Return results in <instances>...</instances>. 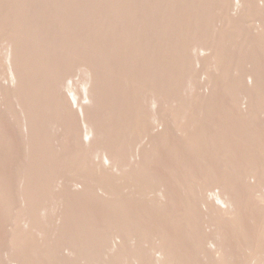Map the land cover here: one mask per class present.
<instances>
[{
  "label": "rangeland",
  "instance_id": "1",
  "mask_svg": "<svg viewBox=\"0 0 264 264\" xmlns=\"http://www.w3.org/2000/svg\"><path fill=\"white\" fill-rule=\"evenodd\" d=\"M222 1H223V3H222ZM232 1L234 3V6H235L234 8L232 7L233 6ZM212 2L213 3L215 2V3L213 4ZM236 2L237 1H235V0H203V1L202 0H172V1L171 0H0V18H1L0 21H2V22H0V54H1L0 55L1 56L0 57V64L2 65V66L0 65V75H1L0 76V124H1L0 125V132L2 131L0 133V158H1L0 159V162H1L0 163V171H1L0 172V174H1L0 175V186L3 184V186H2L3 188L0 187L1 188L0 189V195L1 194L3 195V197H2V195L0 196L1 197L0 206L3 207V208L0 207V239L2 240V241L0 240V264H5V263L9 264L10 262H11L10 264H14L16 261H17V263H15V264H23V263L35 264L36 262H38V264L39 263L40 264H49V263L50 264H58V263L59 264H92V262H93V264H100V263H102V264H109V263L115 264L113 262L114 261L116 262V260H117L116 264H137V263L138 264H148V263L149 264H158V262L159 263L161 262V264H173L174 261H177V263H174V264H188L187 260H189V259H190L189 260L190 264L191 263H194V264H208V263L209 264H216V262L218 264H221V263L222 264H244L245 258L247 257V253L249 251H251L253 249V247L256 246V243L260 247L264 244V235H263L264 230H262L264 228V222L260 219L263 217L258 218V216H264V214H263L264 213L263 212L264 211V204H261L262 200L260 201V198L262 197V195H264L263 194L264 191H262V187H261L262 185L264 186V163H263L264 162V160H263V157H264V122H263L264 121V101H263L264 95L263 94H264V92H261V91H264V89H262V88H264V80H262V79H264V75H263L264 74V66H263L264 65V50H262V49H264V18H262V17H264V15H263L264 14L263 13L264 12V8H263L264 2H263V0H242L241 2H240V0H238V2H237L238 4H235ZM259 2H260V4H259ZM169 3H170V5H169ZM253 3H255V4H253ZM254 5H255V7H254ZM21 6H23L22 9H21ZM252 6L254 9L252 8ZM44 7H45V9H44ZM124 7H126V8H124ZM209 7H211V8H209ZM12 9H14V10H12ZM17 9H19V10L17 11ZM157 9H158V11H157ZM241 9H243L244 11ZM252 9H253V11H252ZM261 9H262V11H261ZM77 10L78 11L80 10V11L78 12ZM213 10L215 11V13ZM33 11H34V13H33ZM126 11H128V12H126ZM232 11H233V13H232ZM9 12H10V15H9ZM172 12H174V13H172ZM196 12H197V14H196ZM259 12H260V14H259ZM218 13H221V14H218ZM234 13L236 15H234ZM19 14H21V15H19ZM23 14L26 16H23ZM201 15H203V16H201ZM83 16H85V17H83ZM228 16H230L232 18V19H230L231 21H229L230 17H228ZM251 17H252V19H250ZM10 18H11V20H10ZM57 18H59V19H57ZM56 19H57V21H56ZM167 19H169V20H167ZM217 19L219 21H217ZM19 20L20 21L26 20L25 22L27 24L25 22H20ZM14 21H16V23ZM227 21H229V23ZM9 22H11V23H9ZM51 22H53V23H51ZM204 22H206V23H204ZM241 22H243V23H241ZM252 22H254V24ZM257 22H258V24H257ZM217 23H219V24H217ZM227 23H228V25H227ZM215 24H216V26H215ZM251 24L256 25V26H253ZM211 25H212V28H211ZM24 27H26V28H24ZM233 27L235 28L236 32H235ZM35 29H36V31H35ZM189 29H190V31H189ZM213 29H214V31H213ZM221 29H222V31H221ZM8 30H10V31H8ZM60 30H61V32H60ZM12 31L14 32V34H16L15 36L11 35V34H13ZM21 31L23 32L22 35H21V33H22ZM29 31H30V33H29ZM252 31H254V33ZM2 33L3 34L5 33V34L3 35ZM255 33H256V35H255ZM226 34H227V36H226ZM234 34H235V36H234ZM258 34L259 35L261 34L263 36L261 37V35L259 36ZM236 36H238V37H236ZM198 37L201 39H199ZM212 37H213V39H212ZM115 38H116V40H115ZM206 38L209 40L207 41ZM215 38H217L216 39L217 42H216V40H214ZM249 38H250V40H249ZM17 39H19V41ZM30 40L31 41L33 40V41L31 42ZM220 40L221 41L224 40V41L221 42ZM230 40H233V41L230 42ZM22 41H23V43H22ZM29 42L31 43V45ZM45 42H46V44H45ZM248 42H250V46H249ZM14 43H17V44H14ZM18 43H19V45H18ZM221 43H223V44L221 45ZM246 43L248 44V46ZM28 44L30 47L28 46ZM258 44L260 46H258ZM5 45H6V47H4ZM220 45H221V47H220ZM200 46L202 47V49H200L201 48ZM206 46L208 49L206 48ZM212 46H214V47L211 48ZM25 47H26V49H25ZM239 48L241 51L238 50ZM253 48H255V49H253ZM219 49H220V54H219ZM224 49H226L227 51ZM228 50H229V52H228ZM236 50H237V52H236ZM9 51H11V52H9ZM221 52H223V53H221ZM231 52L233 53V55ZM241 52H243V53H241ZM210 53H211V55H209ZM217 53H218V55H215ZM225 54H227V55H225ZM7 55L9 57L8 58L9 60L6 58ZM221 55H222V57H221ZM260 55H261V57H260ZM229 57H231V58H229ZM240 57H242L244 62ZM250 57H252V58H250ZM213 58L217 59V60H213ZM66 59H67V61H66ZM249 59H251V60H249ZM7 60H8V62H7ZM241 60H242V62H241ZM221 61H223V62H221ZM15 63H16V65H15ZM203 63H205V64H203ZM257 63L259 66L257 65ZM5 64H7V65H5ZM154 64L156 67L154 66ZM212 64L214 66L215 65L216 66L218 65V66L214 67ZM8 65H10V66L8 67ZM197 65H199V66H197ZM222 65H224L223 67L224 68L226 67V68L224 69L222 67ZM243 65L244 66L246 65V66L244 67ZM207 66H209V67H207ZM148 67H149V69H148ZM203 67H205L206 69ZM251 68H252L254 74L251 71ZM9 69H11L13 71V72L10 71L11 74H10V72H8ZM16 69H17V71H16ZM31 69H32V71H31ZM258 69H259V71H258ZM262 69H263V71H262ZM15 71L17 74L15 73ZM197 71L199 72V74H197L198 73ZM213 71H214V73L215 72L216 73L214 74ZM247 71H250V72H247ZM207 72L210 74H208ZM6 73H8L7 76H4V75H6ZM204 73H205V75H204ZM206 73L208 76L206 75ZM87 74H89V75L87 76ZM231 74H233V75H231ZM13 75H16V76H13ZM27 75H28V77H27ZM150 75H151V77H150ZM209 75H210V77H209ZM3 76H4V79H1V78H3ZM8 76H10V79ZM24 76H25V78H24ZM202 76H203V78H202ZM213 76H214V78H213ZM86 77H88V79ZM206 77H208V78L206 79ZM12 79H14V81ZM215 80H216V82H215ZM62 81L64 84L62 83ZM207 81H208V83H207ZM54 82H56V83H54ZM240 82L243 83V85H241ZM249 82H251V84ZM193 83H195V84H193ZM244 83H246L247 85ZM2 84H4V85H2ZM61 84H63V85H61ZM193 85H195V86H193ZM239 85L241 87H239ZM63 86H65L66 89H65V87L63 89L62 88ZM51 87H54V88H51ZM58 87H59V89H58ZM60 88H61V90H60ZM240 88H242V89H240ZM254 88H256L257 90L255 89L252 92V90ZM235 91L236 92L241 91V92H239L240 93L239 94V93H235ZM108 92H109V94H108ZM256 92L257 93L260 92L259 96ZM13 93H15V94H13ZM233 93H235V94H233ZM245 93H246V95H245ZM252 93H253V95H252ZM255 94H256V96H255ZM4 95H6V96H4ZM119 96H120V98H119ZM76 97H78V98H76ZM21 99H22V101H21ZM81 100L83 103L81 102ZM85 100H88V101H85ZM257 102H259V103L257 104ZM63 104H65V105H63ZM75 104H77V105H75ZM2 108H3V110H2ZM8 109H10V111ZM57 109H58V111H57ZM214 109H215V111H214ZM254 110H255V112H253ZM200 111H202V112H200ZM239 111H241L243 114ZM20 113H22V114H20ZM211 113H213V114H211ZM246 113H247V115H245ZM10 114L15 116V118ZM239 114H242L243 116L239 115ZM262 114H263V116L261 117ZM160 116H161V118H160ZM229 116H230V118H229ZM239 116H240V118H239ZM173 117H175V119ZM177 118H179V120ZM22 119H23V122L21 121ZM173 119H174V121H173ZM181 119H182V122H181ZM186 119H187V121H186ZM62 121H64V122H62ZM76 121H77V123H76ZM179 121H180V123H179ZM258 121H259V123H258ZM20 122H21V124L19 125ZM174 122H175V124H174ZM189 122H191V123L189 124ZM214 123H216V124H214ZM220 124H222V125H220ZM227 124H228V128L226 127ZM247 124H249V125L247 126ZM250 124H252V125H250ZM245 125H246V127H245ZM231 126H232V128H231ZM200 127H202V128H200ZM254 127H256V128H254ZM19 128H20V130H19ZM243 128H245L246 130ZM247 128H249L251 130H248ZM229 129H233L234 131L229 130ZM194 130H196V131H194ZM32 131H34V132L32 133ZM236 131H239V132H237V133H239L238 135H236L237 134ZM89 132H91V133H89ZM202 132H203V134H202ZM229 132L231 135L229 134ZM45 133H47V134H45ZM120 133H123V134H120ZM27 134H28V136H27ZM242 134L243 135L245 134L244 135L245 139L242 138L243 137ZM247 134H248V136H247ZM32 135H34V136H32ZM86 135H87V137H86ZM182 135H184V136H182ZM239 135H241V136H239ZM206 136H208V137H206ZM224 136H225V138H224ZM228 136H230L232 138L230 139V137H228ZM141 137H143L144 139H142ZM235 137H237V138H235ZM215 138H217V139H215ZM209 139H210V141H209ZM256 139H258V142ZM228 140H230V141H228ZM239 140H240V142H238ZM204 141H206V142H204ZM246 141H248V142H246ZM244 142H245V145H244ZM255 143H256V145H254ZM237 144L239 145L240 148L237 146ZM41 145H43V146H41ZM201 145H202V147H201ZM228 145L230 147H228ZM250 145H254V146H250ZM260 145L262 146V148ZM178 146H181V147H178ZM245 146H248V148H245ZM176 147H177V149H176ZM70 148H72V149H70ZM216 148H218V149H216ZM238 149H240V150H238ZM128 150H130V151H128ZM201 151H202V153H201ZM204 151H205V153H204ZM51 152H53V153H51ZM208 152H210V153H208ZM226 152H228V153H226ZM240 152H242V153L240 154ZM252 154L255 158L252 156ZM258 155L261 157L259 158ZM40 156H42V157H40ZM105 156H107V157H105ZM210 156H211V158H210ZM103 157H105V158H103ZM116 157H117V159H116ZM212 157H214V158H212ZM226 157H227V160H226ZM47 159H48V161H47ZM132 160H135V161H132ZM179 160H180V162H179ZM212 160H214V161H212ZM218 160H220V161H218ZM181 161H182V163H181ZM258 162H259V164H257ZM97 163H98V165H97ZM103 165H105V166H103ZM111 166H113L114 168H112ZM206 166H207V168H206ZM182 167H183V169H182ZM90 168L91 169L93 168L94 170L93 169L91 170ZM226 168H227V170H226ZM98 170H99V172H98ZM95 171H96V173H95ZM183 171H185V172H183ZM112 172H113V174L115 172V174L113 175ZM140 172H142V174ZM211 173H212V175H211ZM20 174H22V175H20ZM131 174H133V176ZM134 174H136V176ZM218 174H219V176H218ZM236 174H238V175H236ZM139 176H140V178H139ZM129 177H130V179H129ZM150 177H151V179H150ZM160 177H162V178H160ZM164 177H165V179H164ZM94 178H95V180H94ZM191 179H193V181ZM146 180H147V182H146ZM149 180H150V182H149ZM197 180H199V181H197ZM91 181H92V183H90ZM200 181H201V183H200ZM231 181H233V182L231 183ZM65 182H67V183H65ZM104 182H106V183H104ZM215 183L218 185H216ZM142 184H144V185H142ZM260 184H262V185L260 186ZM65 185L67 188L65 187ZM118 185H119V187H118ZM123 185H124V187H123ZM185 185H186V187H185ZM202 185H203V187H202ZM248 185H250V186H248ZM21 186H23L24 188ZM196 186L198 188L199 187L200 188L198 189V188H196ZM99 187H102V189ZM179 187H181L183 190H181V188H179ZM250 187L254 190L250 189ZM16 188H17V190H16ZM248 188L250 189L249 192H247L249 190ZM154 189H156V190H154ZM174 189H176V190H174ZM204 189H206V190H204ZM258 189H260V190H258ZM256 190H257V192H259V193H257L258 195L255 194ZM106 191L108 192V194ZM164 191H166L167 193L165 192L166 193L165 194ZM195 192L196 193L198 192V194H196ZM202 192H204V195ZM206 192H207L208 196H205ZM214 192H216V193H214ZM221 192H222L223 196L221 195ZM260 192L262 193V195L260 194ZM173 193H176V194L178 193L179 194V195L177 194L178 197L176 196V194H173ZM193 193H195L196 195ZM201 193H202V195H201ZM218 193H220L219 195H221L223 198L220 197L218 195ZM253 193H254V195H257V197H259V198H255V200L257 199V201H255V202L253 201V199H254ZM114 194H116V196ZM162 194H163L165 199L163 198V196H161ZM215 194H216V196L214 197ZM259 194L261 197L259 196ZM217 195H218V197H217ZM229 195H232V196H229ZM60 196H61V199H60ZM211 196H213V198H211ZM62 197H64V198H62ZM167 197H169V198H167ZM229 197H230V200H229ZM4 198H5V200H4ZM117 198L119 200H117ZM183 198H186V199H183ZM221 198H222V201L220 202ZM224 198H226V200H224ZM25 199H27V200H25ZM34 199H36V200H34ZM67 199H69V200H67ZM181 199H182V201H181ZM215 200H216V202H215ZM227 200H228V202H227ZM178 201H179V203H178ZM184 201H186V202H184ZM233 201H234V203H233ZM246 201H247V203H246ZM128 202L130 203V205L128 204ZM150 202H152L153 205ZM225 202L227 204H225ZM229 202H230V205L228 204ZM236 202H237V204H236ZM252 202H254L256 206H257V204L260 203L259 204L260 206H257V207L262 206L261 209L263 211L260 208H256V206ZM205 203H207V207H206ZM110 204H112V206ZM114 204H115V206H114ZM198 204L199 205L201 204L203 206H201V205L199 206ZM28 205H30V206H28ZM209 205H210V207H208ZM221 205L223 208H220ZM236 205H238V206H236ZM122 206H123V208H122ZM126 206H128V207H126ZM239 206H241V207H239ZM6 207H7V209H6ZM181 207L184 209H182ZM200 207H201V209H204V210L201 211ZM84 208H86V209L84 210ZM112 209H113V211H112ZM187 209H188V211H187ZM193 209H194V211H192ZM197 209H199V210H197ZM222 209H223V211H221ZM256 209H258V210L260 209V212H258ZM81 210H83L84 212L83 211L81 212ZM181 210H182V212H181ZM37 211H39V212H37ZM17 212H18V214H17ZM120 212H122V213H120ZM198 212H200V214ZM237 212H238V214H237ZM7 213H9L10 215ZM11 213H12V215H11ZM96 213H98V214H96ZM155 213H156V215H155ZM161 213H162V215H161ZM192 213H193V215H192ZM259 213H261V214H259ZM141 214H143V215H141ZM227 214L230 218L227 216ZM195 215H197V216H195ZM236 215L239 216L240 218L237 217ZM240 215H242V216H240ZM251 215H253V216H251ZM5 216H7V217H5ZM72 216H73V218H72ZM203 216L206 218H204ZM150 217H152V218H150ZM165 217H166V220L164 219ZM189 217H191V218H189ZM35 218L39 219L40 221L35 219ZM130 218L134 219V220H131ZM162 218H163V220H162ZM188 218L191 220H189ZM214 218H216L217 221H215ZM126 219L127 220L129 219L131 221L130 222L128 220L131 223V225ZM203 219L205 222L202 221ZM258 219H260L261 222ZM12 220H14V221H12ZM101 220H103V221H101ZM239 220H240V222H239ZM44 221H46L45 223H47L48 225L45 224ZM64 221H68V222H64ZM167 221H169V222H167ZM181 221H183L182 226L180 224ZM192 221H193V223H192ZM230 221H232V222H230ZM34 222H36V223H34ZM116 222H118L117 224L119 226L116 224ZM137 222H138V226L136 224ZM222 222H224V223H222ZM256 222L258 224L260 222L259 227L255 226V225H257ZM195 223H197V224L195 225ZM232 223H233V225H232ZM237 223H239V224H237ZM149 224H151V225H149ZM184 224L187 226L185 227ZM228 224L233 226V227L229 226ZM154 225H156V226H154ZM205 225H206V227H205ZM223 225L225 227H223ZM243 225H245V226H243ZM238 226L241 227L242 229L238 228ZM105 227H106V229H105ZM169 227H171L172 229ZM180 227H181V230H180ZM219 227H221V228H219ZM254 227H255V231L258 230L257 233L259 232L258 234L262 235L263 237L256 234V232L254 231ZM260 227H261V229H260ZM70 228L72 230H70ZM77 228H78V230H77ZM85 228H87V230ZM150 228H153L154 230H152V229L149 230ZM164 228H165V230H164ZM252 228H253V231L255 233L252 232ZM218 229L221 231L223 230V231L219 233ZM236 229H238V230H236ZM35 230H37V231H35ZM83 230H85L84 231L85 233L83 232ZM89 230H90V232L88 233ZM98 230H100V231H98ZM155 230H157V231H155ZM182 230H184L183 231L184 234H183V232H180ZM186 230H187V232H186ZM204 230H206V231H204ZM225 230L226 231L228 230V231L226 232ZM259 230L261 231L262 234L260 233ZM102 231L105 233V235H104V233L102 234ZM19 232H21V233H19ZM235 232L239 233V234H236ZM90 233H91V235L94 234L93 237L95 240L98 237H99V239H97L95 241L92 238V236L90 235ZM106 233L108 236L106 235ZM15 234H17V235H15ZM26 234L27 235L29 234L28 237L26 236ZM31 234H32V236H30ZM42 234H43V236H42ZM126 234H127V236H126ZM130 234H132V235L130 236ZM76 235H77V237H76ZM250 235L255 240L251 239L252 237ZM96 236H98V237H96ZM113 236L116 237V238L114 237V240H113ZM205 236H206V239H204ZM214 236H215V238H214ZM24 237H25V239H24ZM84 237H86L87 239L86 238L83 239ZM102 237H105V239ZM240 237L242 239H240ZM256 237H259V238H256ZM66 238H68V239H66ZM139 238H140V240H139ZM175 238H177V239H175ZM183 238H184V240H181ZM202 238H203V240H202ZM219 238H221V239H219ZM245 238H247V239H245ZM78 239H79V241H78ZM115 239H117L118 242ZM129 239L130 240L132 239V240L130 241ZM151 239H153V240H151ZM189 240H190V242H189ZM204 240H206V242ZM146 241H148V242H146ZM150 242H151V244H150ZM182 242H184V243H182ZM194 242L196 243L195 247H194V244H195ZM244 242L246 244H249L248 245L249 248L248 247L246 248V245ZM252 242L254 245H251ZM258 242L259 243L261 242V244H259ZM10 243L13 245V247L11 246ZM16 243H17V245H15ZM96 243H99V244H96ZM101 243L103 244L102 247L100 245ZM216 243L219 244L220 246L217 245ZM82 244L85 245L84 246L85 249L83 248ZM86 244L88 247L86 246ZM136 244L139 247H137ZM160 244H162V245H160ZM191 244H192V246H191ZM74 245L76 246L75 248H73ZM78 245H79V247L82 245V247L79 248ZM128 245L129 246L131 245L132 247L130 246V248H129ZM211 245H213V247ZM214 245H217V246L214 247ZM17 246H18V248L20 247L19 248L20 250L17 248ZM22 246H23V248H22ZM38 246H39V248H37ZM159 246H161V247H159ZM169 246H171V247H169ZM188 246H190V247L188 248ZM207 246L209 247V249H206V248H208ZM103 247H105V248H103ZM133 247L134 248L137 247V248L134 249ZM143 247H146V248H143ZM165 247L167 249L169 247L168 251ZM175 247H176V249H175ZM177 247H178V249H177ZM185 247H187V249H185ZM13 248H15V249H13ZM141 248H143V249H141ZM191 248L194 249L193 252H192ZM202 248H203V250H202ZM215 248L217 250V252H215V253H217V254L219 252L218 250L221 249V251L219 252L218 255L215 254L216 256L214 255V252L212 253V250L214 249L213 251H215ZM261 248L264 249V245ZM26 249H27V251H26ZM33 249H34V253H33ZM87 249H88V251H87ZM147 249H149V250H147ZM159 249H161V251ZM204 249H206V250H204ZM210 249H211V253H210ZM15 250H18V251H15ZM72 250H73V252H72ZM126 250L128 253L126 252ZM155 250L157 253H159L158 254L159 257H156L157 254H156V252H154ZM13 251H15V252H13ZM38 251L41 253H38ZM42 251L45 254L42 253ZM74 251H75V253H74ZM81 251L82 252L84 251V253L81 254ZM142 251H143V253H142ZM239 251H240V254L242 256L243 255L246 256V257L243 256V258H242V259H244L243 261L241 259L239 260V258L241 257V255L239 254ZM88 252H90V253H88ZM93 252L94 253L96 252V254L97 253L98 254L96 255ZM135 252L137 253V255ZM146 252H147V254H146ZM176 252H178L179 255ZM103 253L106 256V259L110 260V261H108L109 263L106 261L105 256L102 255ZM126 253H127V255H126ZM131 253L133 254L132 257H134V258L136 257L135 259L132 258L131 256H130L131 258L127 259L129 257V254L131 255ZM140 253H142V254H140ZM149 253H150V255H152V257L149 255ZM182 253L184 254V256L185 255L186 256L184 257ZM192 253L193 254L195 253V255L197 254V256L196 257H195V255L193 256ZM161 254H162V256H161ZM231 254L233 257L231 256ZM55 255H56V257H55ZM148 255L150 258L148 257ZM176 255H178V256H176ZM190 255L193 257H191ZM15 256H19V257H15ZM89 256L91 257V259ZM123 256H125V257H123ZM138 256H140V258ZM218 256H220V258ZM25 257H28L27 263H26L27 258H25ZM46 257H48V259ZM114 257L117 259L115 260ZM162 257H164V258H162ZM216 257L219 259H216ZM236 257H238V258L236 259ZM50 258H54V260L50 259ZM109 258H111V259H109ZM161 258L164 260H162ZM174 258H176V259H174ZM31 259H32V261H31ZM38 259H39V261H38ZM58 259L59 260L61 259L62 261L60 260L61 261L60 262ZM130 259L131 260L133 259V260L131 261ZM156 259H159V260H156ZM221 259H223L224 261H222ZM48 260L50 262H48ZM74 260H76V261H74ZM215 260H218V261H215ZM71 261H73L74 263ZM126 261H128V262H126ZM165 261H166V263H165ZM201 261H202V263H201ZM220 261H221V263H220ZM240 261H242V262H240Z\"/></svg>",
  "mask_w": 264,
  "mask_h": 264
},
{
  "label": "bare ground",
  "instance_id": "2",
  "mask_svg": "<svg viewBox=\"0 0 264 264\" xmlns=\"http://www.w3.org/2000/svg\"><path fill=\"white\" fill-rule=\"evenodd\" d=\"M171 1H172V0H171ZM202 1H203V0H202ZM235 1L238 2V0H235ZM241 1H242V0H240V2H241ZM110 2H111V1H110ZM128 2H129V1H128ZM210 2H211V1H210ZM237 2H236L235 4H238ZM240 2H239V3H240ZM260 2H261V1H260ZM260 2H259V4H260ZM263 2H264V0H263ZM44 3H45V2H44ZM44 3H43V4H44ZM47 3H48V2H47ZM163 3H164V2H163ZM207 3H208V2H207ZM212 3H213V2H212ZM214 3H215V2H214ZM214 3H213V4H214ZM216 3H217V2H216ZM222 3H223V1H222ZM232 3H233V1H232ZM244 3H245V2H244ZM115 4H116V3H115ZM203 4H204V3H203ZM224 4H225V3H224ZM253 4H255V3H253ZM253 4H252V5H253ZM261 4H262V3H261ZM57 5H58V4H57ZM72 5H73V4H72ZM78 5H79V4H78ZM78 5H77V6H78ZM121 5H122V4H121ZM123 5H124V4H123ZM166 5H167V4H166ZM169 5H170V3H169ZM174 5H175V4H174ZM180 5H181V4H180ZM227 5H228V4H227ZM239 5H240V4H239ZM8 6H9V5H8ZM73 6H74V5H73ZM94 6H95V5H94ZM138 6H139V5H138ZM181 6H182V5H181ZM203 6H204V5H203ZM214 6H215V5H214ZM217 6H218V5H217ZM22 7H23V6H21V9H22ZM63 7H64V6H63ZM170 7H171V6H170ZM204 7H205V6H204ZM221 7H222V6H221ZM229 7H230V6H229ZM232 7H233V8L235 7V6H234V3H233V6H232ZM238 7H239V6H238ZM254 7H255V5H254ZM19 8H20V7H19ZM67 8H68V7H67ZM67 8H66V9H67ZM82 8H83V7H82ZM115 8H116V7H115ZM124 8H126V7H124ZM151 8H152V7H151ZM205 8H206V7H205ZM209 8H211V7H209ZM215 8H216V7H215ZM236 8H237V7H236ZM241 8H242V7H241ZM243 8H244V7H243ZM249 8H250V7H249ZM252 8H253V6H252ZM263 8H264V7H263ZM44 9H45V7H44ZM48 9H49V8H48ZM57 9H58V8H57ZM60 9H61V8H60ZM76 9H77V8H76ZM100 9H101V8H100ZM180 9H181V8H180ZM191 9H192V8H191ZM206 9H207V8H206ZM229 9H230V8H229ZM253 9H254V8H253ZM253 9H252V11H253ZM12 10H14V9H12ZM12 10H11V11H12ZM18 10H19V9H17V11H18ZM30 10H31V9H30ZM33 10H34V9H33ZM55 10H56V9H55ZM62 10H63V9H62ZM85 10H86V9H85ZM135 10H136V9H135ZM153 10H154V9H153ZM168 10H169V9H168ZM204 10H205V9H204ZM219 10H220V9H219ZM227 10H228V9H227ZM241 10H243V9H241ZM248 10H249V9H248ZM256 10H257V9H256ZM20 11H21V10H20ZM20 11H19V12H20ZM57 11H58V10H57ZM77 11H78V10H77ZM79 11H80V10H79ZM79 11H78V12H79ZM128 11H129V10H128ZM128 11H126V12H128ZM157 11H158V9H157ZM213 11H214V10H213ZM243 11H244V10H243ZM261 11H262V9H261ZM12 12H13V11H12ZM25 12H26V11H25ZM60 12H61V11H60ZM65 12H66V11H65ZM124 12H125V11H124ZM208 12H209V11H208ZM224 12H225V11H224ZM224 12H223V13H224ZM241 12H242V11H241ZM247 12H248V11H247ZM255 12H256V11H255ZM6 13H7V12H6ZM14 13H15V12H14ZM33 13H34V11H33ZM68 13H69V12H68ZM74 13H75V12H74ZM74 13H73V14H74ZM142 13H143V12H142ZM148 13H149V12H148ZM151 13H152V12H151ZM170 13H171V12H170ZM172 13H174V12H172ZM214 13H215V11H214ZM232 13H233V11H232ZM263 13H264V12H263ZM26 14H27V13H26ZM107 14H108V13H107ZM196 14H197V12H196ZM198 14H199V13H198ZM212 14H213V13H212ZM218 14H221V13H218ZM251 14H252V13H251ZM256 14H257V13H256ZM259 14H260V12H259ZM9 15H10V12H9ZM11 15H12V14H11ZM13 15H14V14H13ZM19 15H21V14H19ZM40 15H41V14H40ZM98 15H99V14H98ZM172 15H173V14H172ZM234 15H236V14L234 13ZM234 15H233V16H234ZM263 15H264V14H263ZM23 16H26V15L23 14ZM60 16H61V15H60ZM80 16H81V15H80ZM115 16H116V15H115ZM129 16H130V15H129ZM154 16H155V15H154ZM160 16H161V15H160ZM163 16H164V15H163ZM201 16H203V15H201ZM230 16H231V15H230ZM230 16H228V17H230ZM233 16H232V17H233ZM248 16H249V15H248ZM11 17H12V16H11ZM72 17H73V16H72ZM83 17H85V16H83ZM93 17H94V16H93ZM170 17H171V16H170ZM214 17H215V16H214ZM228 17H227V18H228ZM254 17H255V16H254ZM15 18H16V17H15ZM15 18H14V19H15ZM78 18H79V17H78ZM80 18H81V17H80ZM98 18H99V17H98ZM114 18H115V17H114ZM155 18H156V17H155ZM195 18H196V17H195ZM203 18H204V17H203ZM215 18H216V17H215ZM242 18H243V17H242ZM262 18H264V17H262ZM0 19H1V18H0ZM22 19H23V18H22ZM22 19H21V20H22ZM57 19H59V18H57ZM57 19H56V21H57ZM66 19H67V18H66ZM108 19H109V18H108ZM117 19H118V18H117ZM122 19H123V18H122ZM151 19H152V18H151ZM204 19H205V18H204ZM230 19H232V18L230 17V18H229V21H231ZM244 19H245V18H244ZM250 19H252V17H251ZM254 19H255V18H254ZM10 20H11V18H10ZM48 20H49V19H48ZM95 20H96V19H95ZM98 20H99V19H98ZM132 20H133V19H132ZM136 20H137V19H136ZM167 20H169V19H167ZM196 20H197V19H196ZM208 20H209V19H208ZM222 20H223V19H222ZM245 20H246V19H245ZM257 20H258V19H257ZM259 20H260V19H259ZM19 21H20V20H19ZM25 21H26V20H25ZM25 21H20V22H25ZM33 21H34V20H33ZM49 21H50V20H49ZM62 21H63V20H62ZM83 21H84V20H83ZM103 21H104V20H103ZM143 21H144V20H143ZM164 21H165V20H164ZM212 21H213V20H212ZM217 21H219V20L217 19ZM229 21H227V22L229 23ZM243 21H244V20H243ZM247 21H248V20H247ZM247 21H246V22H247ZM252 21H253V20H252ZM0 22H2V21H0ZM7 22H8V21H7ZM14 22L16 23V21H14ZM17 22H18V21H17ZM42 22H43V21H42ZM123 22H124V21H123ZM169 22H170V21H169ZM208 22H209V21H208ZM208 22H207V23H208ZM234 22H235V21H234ZM238 22H239V21H238ZM244 22H245V21H244ZM9 23H11V22H9ZM18 23H19V22H18ZM25 23H26V22H25ZM48 23H49V22H48ZM51 23H53V22H51ZM65 23H66V22H65ZM78 23H79V22H78ZM137 23H138V22H137ZM180 23H181V22H180ZM204 23H206V22H204ZM212 23H213V22H212ZM222 23H223V22H222ZM225 23H226V22H225ZM228 23H227V25H228ZM235 23H236V22H235ZM239 23H240V22H239ZM241 23H243V22H241ZM250 23H251V22H250ZM250 23H249V24H250ZM252 23L254 24V22H252ZM260 23H261V22H260ZM26 24H27V23H26ZM82 24H83V23H82ZM107 24H108V23H107ZM131 24H132V23H131ZM167 24H168V23H167ZM208 24H209V23H208ZM217 24H219V23H217ZM253 24H251V25H253ZM257 24H258V22H257ZM261 24H262V23H261ZM261 24H260V25H261ZM1 25H2V24H1ZM33 25H34V24H33ZM77 25H78V24H77ZM86 25H87V24H86ZM96 25H97V24H96ZM160 25H161V24H160ZM197 25H198V24H197ZM224 25H225V24H224ZM235 25H236V24H235ZM7 26H8V25H7ZM15 26H16V25H15ZM19 26H20V25H19ZM21 26H22V25H21ZM58 26H59V25H58ZM62 26H63V25H62ZM198 26H199V25H198ZM215 26H216V24H215ZM229 26H230V25H229ZM232 26H233V25H232ZM236 26H237V25H236ZM253 26H256V25H253ZM1 27H2V26H1ZM12 27H13V26H12ZM99 27H100V26H99ZM168 27H169V26H168ZM213 27H214V26H213ZM227 27H228V26H227ZM241 27H242V26H241ZM251 27H252V26H251ZM21 28H22V27H21ZM21 28H20V29H21ZM24 28H26V27H24ZM59 28H60V27H59ZM146 28H147V27H146ZM148 28H149V27H148ZM188 28H189V27H188ZM196 28H197V27H196ZM211 28H212V25H211ZM233 28H234V27H233ZM242 28H243V27H242ZM255 28H256V27H255ZM5 29H6V28H5ZM28 29H29V28H28ZM137 29H138V28H137ZM173 29H174V28H173ZM218 29H219V28H218ZM225 29H226V28H225ZM230 29H231V28H230ZM6 30H7V29H6ZM58 30H59V29H58ZM69 30H70V29H69ZM171 30H172V29H171ZM232 30H233V29H232ZM234 30H235V28H234ZM245 30H246V29H245ZM245 30H244V31H245ZM252 30H253V29H252ZM258 30H259V29H258ZM8 31H10V30H8ZM35 31H36V29H35ZM182 31H183V30H182ZM189 31H190V29H189ZM201 31H202V30H201ZM213 31H214V29H213ZM215 31H216V30H215ZM221 31H222V29H221ZM229 31H230V30H229ZM240 31H241V30H240ZM248 31H249V30H248ZM254 31H255V30H254ZM254 31H252V32L254 33ZM19 32H20V31H19ZM21 32H22V31H21ZM26 32H27V31H26ZM60 32H61V30H60ZM87 32H88V31H87ZM225 32H226V31H225ZM235 32H236V30H235ZM6 33H7V32H6ZM12 33L14 34L13 31H12ZM27 33H28V32H27ZM29 33H30V31H29ZM89 33H90V32H89ZM99 33H100V32H99ZM153 33H154V32H153ZM167 33H168V32H167ZM205 33H206V32H205ZM210 33H211V32H210ZM214 33H215V32H214ZM2 34H3V33H2ZM4 34H5V33H4ZM4 34H3V35H4ZM8 34H9V33H8ZM10 34H11V33H10ZM13 34H11V35H12V36H15V35H16V34H14V35H13ZM22 34H23V32L21 33V35H22ZM24 34H25V33H24ZM60 34H61V33H60ZM118 34H119V33H118ZM181 34H182V33H181ZM187 34H188V33H187ZM201 34H202V33H201ZM227 34H228V33H227ZM227 34H226V36H227ZM262 34H263V33H262ZM3 35H2V36H3ZM32 35H33V34H32ZM32 35H31V36H32ZM38 35H39V34H38ZM47 35H48V34H47ZM103 35H104V34H103ZM127 35H128V34H127ZM242 35H243V34H242ZM255 35H256V33H255ZM255 35H254V36H255ZM258 35H259V34H258ZM260 35H261V34H260ZM260 35H259V36H260ZM62 36H63V35H62ZM64 36H65V35H64ZM109 36H110V35H109ZM204 36H205V35H204ZM207 36H208V35H207ZM231 36H232V35H231ZM234 36H235V34H234ZM243 36H244V35H243ZM252 36H253V35H252ZM262 36H263V35H261V37H262ZM5 37H6V36H5ZM10 37H11V36H10ZM194 37H195V36H194ZM220 37H221V36H220ZM236 37H238V36H236ZM256 37H257V36H256ZM2 38H3V37H2ZM2 38H1V39H2ZM18 38H19V37H18ZM46 38H47V37H46ZM148 38H149V37H148ZM198 38H199V37H198ZM247 38H248V37H247ZM247 38H246V39H247ZM49 39H50V38H49ZM54 39H55V38H54ZM83 39H84V38H83ZM175 39H176V38H175ZM199 39H201V38H199ZM212 39H213V37H212ZM216 39H217V38H215L214 40H216ZM219 39H220V38H219ZM219 39H218V40H219ZM227 39H228V38H227ZM251 39H252V38H251ZM262 39H263V38H262ZM6 40H7V39H6ZM10 40H11V39H10ZM15 40H16V39H15ZM17 40L19 41V39H17ZM46 40H47V39H46ZM62 40H63V39H62ZM111 40H112V39H111ZM115 40H116V38H115ZM206 40L208 41L209 39L206 38ZM234 40H235V39H234ZM236 40H237V39H236ZM243 40H244V39H243ZM249 40H250V38H249ZM254 40H255V39H254ZM260 40H261V39H260ZM3 41H4V40H3ZM30 41H31V40H30ZM32 41H33V40H32ZM32 41H31V42H32ZM71 41H72V40H71ZM88 41H89V40H88ZM125 41H126V40H125ZM220 41H221V40H220ZM223 41H224V40H223ZM223 41H221V42H223ZM231 41H233V40H230V42H231ZM241 41H242V40H241ZM246 41H247V40H246ZM251 41H252V40H251ZM9 42H10V41H9ZM9 42H8V43H9ZM16 42H17V41H16ZM20 42H21V41H20ZM26 42H27V41H26ZM106 42H107V41H106ZM216 42H217V40H216ZM22 43H23V41H22ZM29 43H30V42H29ZM94 43H95V42H94ZM170 43H171V42H170ZM189 43H190V42H189ZM200 43H201V42H200ZM214 43H215V42H214ZM214 43H213V44H214ZM234 43H235V42H234ZM243 43H244V42H243ZM248 43H249V46H250V42H248ZM5 44H6V43H5ZM14 44H17V43H14ZM20 44H21V43H20ZM45 44H46V42H45ZM68 44H69V43H68ZM96 44H97V43H96ZM115 44H116V43H115ZM194 44H195V43H194ZM219 44H220V43H219ZM222 44H223V43H221V45H222ZM232 44H233V43H232ZM236 44H237V43H236ZM236 44H235V45H236ZM240 44H241V43H240ZM246 44H247V43H246ZM256 44H257V43H256ZM260 44H261V43H260ZM1 45H2V44H1ZM18 45H19V43H18ZM23 45H24V44H23ZM30 45H31V43H30ZM34 45H35V44H34ZM84 45H85V44H84ZM87 45H88V44H87ZM188 45H189V44H188ZM211 45H212V44H211ZM211 45H210V46H211ZM221 45H220V47H221ZM28 46H29V44H28ZM115 46H116V45H115ZM149 46H150V45H149ZM170 46H171V45H170ZM201 46H202V45H201ZM201 46H200V47H201ZM228 46H229V45H228ZM247 46H248V44H247ZM258 46H260V45L258 44ZM4 47H6V45H5ZM7 47H8V46H7ZM29 47H30V46H29ZM90 47H91V46H90ZM200 47H199V48H200ZM203 47H204V46H203ZM213 47H214V46H212L211 48H213ZM220 47H219V48H220ZM222 47H223V46H222ZM241 47H242V46H241ZM252 47H253V46H252ZM119 48H120V47H119ZM121 48H122V47H121ZM137 48H138V47H137ZM195 48H196V47H195ZM206 48H207V46H206ZM225 48H226V47H225ZM237 48H238V47H237ZM255 48H256V47H255ZM255 48H253V49H255ZM6 49H7V48H6ZM25 49H26V47H25ZM200 49H202V47H201ZM207 49H208V48H207ZM222 49H223V48H222ZM234 49H235V48H234ZM246 49H247V48H246ZM27 50H28V49H27ZM49 50H50V49H49ZM140 50H141V49H140ZM212 50H213V49H212ZM224 50H226V49H224ZM238 50H240V48H239ZM249 50H250V49H249ZM262 50H264V49H262ZM47 51H48V50H47ZM55 51H56V50H55ZM67 51H68V50H67ZM69 51H70V50H69ZM131 51H132V50H131ZM176 51H177V50H176ZM214 51H215V50H214ZM226 51H227V50H226ZM230 51H231V50H230ZM240 51H241V50H240ZM250 51H251V50H250ZM257 51H258V50H257ZM7 52H8V51H7ZM9 52H11V51H9ZM170 52H171V51H170ZM172 52H173V51H172ZM200 52H201V51H200ZM217 52H218V51H217ZM228 52H229V50H228ZM233 52H234V51H233ZM236 52H237V50H236ZM259 52H260V51H259ZM261 52H262V51H261ZM44 53H45V52H44ZM114 53H115V52H114ZM125 53H126V52H125ZM127 53H128V52H127ZM157 53H158V52H157ZM195 53H196V52H195ZM221 53H223V52H221ZM225 53H226V52H225ZM231 53H232V52H231ZM241 53H243V52H241ZM13 54H14V53H13ZM56 54H57V53H56ZM197 54H198V53H197ZM205 54H206V53H205ZM219 54H220V49H219ZM227 54H228V53H227ZM227 54H225V55H227ZM237 54H238V53H237ZM250 54H251V53H250ZM0 55H1V54H0ZM40 55H41V54H40ZM188 55H189V54H188ZM209 55H211V53H210ZM212 55H213V54H212ZM215 55H218V53L215 54ZM232 55H233V53H232ZM240 55H241V54H240ZM244 55H245V54H244ZM5 56H6V55H5ZM12 56H13V55H12ZM196 56H197V55H196ZM237 56H238V55H237ZM245 56H246V55H245ZM248 56H249V55H248ZM0 57H1V56H0ZM53 57H54V56H53ZM131 57H132V56H131ZM214 57H215V56H214ZM221 57H222V55H221ZM246 57H247V56H246ZM253 57H254V56H253ZM260 57H261V55H260ZM4 58H5V57H4ZM6 58H7V59L9 58L8 55H7ZM81 58H82V57H81ZM99 58H100V57H99ZM113 58H114V57H113ZM226 58H227V57H226ZM229 58H231V57H229ZM233 58H234V57H233ZM235 58H236V57H235ZM240 58L242 59V57H240ZM240 58H239V59H240ZM247 58H248V57H247ZM250 58H252V57H250ZM254 58H255V57H254ZM1 59H2V58H1ZM13 59H14V58H13ZM16 59H17V58H16ZM47 59H48V58H47ZM95 59H96V58H95ZM95 59H94V60H95ZM114 59H115V58H114ZM182 59H183V58H182ZM195 59H196V58H195ZM195 59H194V60H195ZM211 59H212V58H211ZM218 59H219V58H218ZM224 59H225V58H224ZM236 59H237V58H236ZM8 60H9V59H8ZM8 60H7V62H8ZM29 60H30V59H29ZM34 60H35V59H34ZM206 60H207V59H206ZM213 60H217V59H214V58H213ZM221 60H222V59H221ZM231 60H232V59H231ZM242 60H243V59H242ZM242 60H241V62H242ZM247 60H248V59H247ZM249 60H251V59H249ZM255 60H256V59H255ZM258 60H259V59H258ZM1 61H2V60H1ZM5 61H6V60H5ZM19 61H20V60H19ZM21 61H22V60H21ZM23 61H24V60H23ZM31 61H32V60H31ZM35 61H36V60H35ZM66 61H67V59H66ZM175 61H176V60H175ZM239 61H240V60H239ZM262 61H263V60H262ZM46 62H47V61H46ZM48 62H49V61H48ZM91 62H92V61H91ZM140 62H141V61H140ZM209 62H210V61H209ZM214 62H215V61H214ZM221 62H223V61H221ZM224 62H225V61H224ZM243 62H244V60H243ZM248 62H249V61H248ZM2 63H3V62H2ZM5 63H6V62H5ZM67 63H68V62H67ZM134 63H135V62H134ZM197 63H198V62H197ZM201 63H202V62H201ZM215 63H216V62H215ZM217 63H218V62H217ZM219 63H220V62H219ZM12 64H13V63H12ZM132 64H133V63H132ZM145 64H146V63H145ZM145 64H144V65H145ZM156 64H157V63H156ZM165 64H166V63H165ZM187 64H188V63H187ZM203 64H205V63H203ZM208 64H209V63H208ZM223 64H224V63H223ZM228 64H229V63H228ZM239 64H240V63H239ZM239 64H238V65H239ZM0 65H1V64H0ZM5 65H7V64H5ZM15 65H16V63H15ZM18 65H19V64H18ZM36 65H37V64H36ZM58 65H59V64H58ZM94 65H95V64H94ZM148 65H149V64H148ZM185 65H186V64H185ZM199 65H200V64H199ZM199 65H197V66H199ZM212 65H213V64H212ZM241 65H242V64H241ZM257 65H258V63H257ZM257 65H256V66H257ZM1 66H2V65H1ZM9 66H10V65H8V67H9ZM29 66H30V65H29ZM31 66H32V65H31ZM73 66H74V65H73ZM100 66H101V65H100ZM125 66H126V65H125ZM132 66H133V65H132ZM132 66H131V67H132ZM154 66H155V64H154ZM162 66H163V65H162ZM213 66H214V65H213ZM215 66H216V65H215ZM215 66H214V67H215ZM217 66H218V65H217ZM217 66H216V67H217ZM223 66H224V65H222V67H223ZM234 66H235V65H234ZM243 66H244V65H243ZM245 66H246V65H245ZM245 66H244V67H245ZM251 66H252V65H251ZM258 66H259V65H258ZM263 66H264V65H263ZM5 67H6V66H5ZM8 67H7V68H8ZM70 67H71V66H70ZM150 67H151V66H150ZM155 67H156V66H155ZM186 67H187V66H186ZM207 67H209V66H207ZM210 67H211V66H210ZM222 67H221V68H222ZM240 67H241V66H240ZM261 67H262V66H261ZM7 68H6V69H7ZM19 68H20V67H19ZM25 68H26V67H25ZM97 68H98V67H97ZM203 68H205V67H203ZM221 68H220V69H221ZM223 68H224V67H223ZM225 68H226V67H225ZM225 68H224V69H225ZM256 68H257V67H256ZM34 69H35V68H34ZM75 69H76V68H75ZM141 69H142V68H141ZM141 69H140V70H141ZM148 69H149V67H148ZM171 69H172V68H171ZM198 69H199V68H198ZM205 69H206V68H205ZM216 69H217V68H216ZM220 69H219V70H220ZM224 69H223V70H224ZM4 70H5V69H4ZM82 70H83V69H82ZM135 70H136V69H135ZM208 70H209V69H208ZM208 70H207V71H208ZM217 70H218V69H217ZM1 71H2V70H1ZM10 71L13 72L11 69H9L8 72H10ZM16 71H17V69H16ZM16 71H15V73H16ZM28 71H29V70H28ZM31 71H32V69H31ZM60 71H61V70H60ZM75 71H76V70H75ZM78 71H79V70H78ZM97 71H98V70H97ZM203 71H204V70H203ZM221 71H222V70H221ZM240 71H241V70H240ZM251 71L253 72L252 68H251ZM258 71H259V69H258ZM262 71H263V69H262ZM11 72H10V74H11ZM37 72H38V71H37ZM81 72H82V71H81ZM102 72H103V71H102ZM191 72H192V71H191ZM197 72H198V71H197ZM210 72H211V71H210ZM219 72H220V71H219ZM227 72H228V71H227ZM234 72H235V71H234ZM247 72H250V71H247ZM40 73H41V72H40ZM42 73H43V72H42ZM207 73H208V72H207ZM207 73H206V75H207ZM213 73H214V71H213ZM215 73H216V72H215ZM215 73H214V74H215ZM229 73H230V72H229ZM232 73H233V72H232ZM240 73H241V72H240ZM245 73H246V72H245ZM258 73H259V72H258ZM262 73H263V72H262ZM7 74H8V73H6V75H4V74H3V75H4V76H7ZM16 74H17V73H16ZM49 74H50V73H49ZM55 74H56V73H55ZM197 74H199V72H198ZM208 74H210V73H208ZM242 74H243V73H242ZM253 74H254V72H253ZM72 75H73V74H72ZM88 75H89V74H87V76H88ZM95 75H96V74H95ZM159 75H160V74H159ZM182 75H183V74H182ZM186 75H187V74H186ZM204 75H205V73H204ZM219 75H220V74H219ZM231 75H233V74H231ZM239 75H240V74H239ZM256 75H257V74H256ZM263 75H264V74H263ZM0 76H1V75H0ZM4 76H3V78H1V79H4ZM10 76H11V75H10ZM10 76H8L9 79H10ZM13 76H16V75H13ZM61 76H62V75H61ZM64 76H65V75H64ZM69 76H70V75H69ZM199 76H200V75H199ZM207 76H208V75H207ZM214 76H215V75H214ZM214 76H213V78H214ZM217 76H218V75H217ZM237 76H238V75H237ZM240 76H241V75H240ZM8 77H7V78H8ZM27 77H28V75H27ZM48 77H49V76H48ZM57 77H58V76H57ZM93 77H94V76H93ZM136 77H137V76H136ZM138 77H139V76H138ZM150 77H151V75H150ZM164 77H165V76H164ZM200 77H201V76H200ZM209 77H210V75H209ZM238 77H239V76H238ZM243 77H244V76H243ZM259 77H260V76H259ZM261 77H262V76H261ZM24 78H25V76H24ZM58 78H59V77H58ZM69 78H70V77H69ZM86 78L88 79V77H86ZM188 78H189V77H188ZM202 78H203V76H202ZM207 78H208V77H206V79H207ZM216 78H217V77H216ZM216 78H215V79H216ZM235 78H236V77H235ZM245 78H246V77H245ZM26 79H27V78H26ZM59 79H60V78H59ZM144 79H145V78H144ZM174 79H175V78H174ZM228 79H229V78H228ZM236 79H237V78H236ZM254 79H255V78H254ZM12 80L14 81V79H12ZM22 80H23V79H22ZM40 80H41V79H40ZM56 80H57V79H56ZM65 80H66V79H65ZM106 80H107V79H106ZM211 80H212V79H211ZM219 80H220V79H219ZM240 80H241V79H240ZM262 80H264V79H262ZM4 81H5V80H4ZM6 81H7V80H6ZM16 81H17V80H16ZM27 81H28V80H27ZM83 81H84V80H83ZM124 81H125V80H124ZM234 81H235V80H234ZM11 82H12V81H11ZM56 82H57V81H56ZM56 82H54V83H56ZM182 82H183V81H182ZM209 82H210V81H209ZM215 82H216V80H215ZM228 82H229V81H228ZM228 82H227V83H228ZM247 82H248V81H247ZM258 82H259V81H258ZM261 82H262V81H261ZM4 83H5V82H4ZM6 83H7V82H6ZM62 83H63V81H62ZM67 83H68V82H67ZM126 83H127V82H126ZM187 83H188V82H187ZM207 83H208V81H207ZM221 83H222V82H221ZM229 83H230V82H229ZM233 83H234V82H233ZM238 83H239V82H238ZM249 83L251 84V82H249ZM255 83H256V82H255ZM259 83H260V82H259ZM11 84H12V83H11ZM15 84H16V83H15ZM59 84H60V83H59ZM63 84H64V83H63ZM63 84H61V85H63ZM107 84H108V83H107ZM193 84H195V83H193ZM240 84L243 85V83H241V82H240ZM244 84H246V83H244ZM253 84H254V83H253ZM262 84H263V83H262ZM2 85H4V84H2ZM17 85H18V84H17ZM36 85H37V84H36ZM71 85H72V84H71ZM82 85H83V84H82ZM90 85H91V84H90ZM246 85H247V84H246ZM248 85H249V84H248ZM259 85H260V84H259ZM12 86H13V85H12ZM20 86H21V85H20ZM24 86H25V85H24ZM50 86H51V85H50ZM54 86H55V85H54ZM58 86H59V85H58ZM134 86H135V85H134ZM178 86H179V85H178ZM181 86H182V85H181ZM193 86H195V85H193ZM197 86H198V85H197ZM218 86H219V85H218ZM25 87H26V86H25ZM64 87H65V86H63L62 88L64 89ZM142 87H143V86H142ZM208 87H209V86H208ZM239 87H241V86L239 85ZM248 87H249V86H248ZM253 87H254V86H253ZM14 88H15V87H14ZM20 88H21V87H20ZM51 88H54V87H51ZM67 88H68V87H67ZM117 88H118V87H117ZM257 88H258V87H257ZM259 88H260V87H259ZM2 89H3V88H2ZM10 89H11V88H10ZM16 89H17V88H16ZM24 89H25V88H24ZM58 89H59V87H58ZM65 89H66V87H65ZM82 89H83V88H82ZM109 89H110V88H109ZM121 89H122V88H121ZM126 89H127V88H126ZM216 89H217V88H216ZM230 89H231V88H230ZM232 89H233V88H232ZM235 89H236V88H235ZM240 89H242V88H240ZM243 89H244V88H243ZM255 89H256V88H254V89L252 90V92H253ZM262 89H264V88H262ZM13 90H14V89H13ZM22 90H23V89H22ZM27 90H28V89H27ZM60 90H61V88H60ZM69 90H70V89H69ZM119 90H120V89H119ZM146 90H147V89H146ZM153 90H154V89H153ZM180 90H181V89H180ZM190 90H191V89H190ZM249 90H250V89H249ZM256 90H257V89H256ZM18 91H19V90H18ZM83 91H84V90H83ZM91 91H92V90H91ZM110 91H111V90H110ZM173 91H174V90H173ZM21 92H22V91H21ZM57 92H58V91H57ZM86 92H87V91H86ZM239 92H241V91H239ZM239 92H236V91H235V93H239ZM248 92H249V91H248ZM257 92H258V91H257ZM257 92H256V93H257ZM261 92H264V91H261ZM24 93H25V92H24ZM24 93H23V94H24ZM102 93H103V92H102ZM112 93H113V92H112ZM174 93H175V92H174ZM201 93H202V92H201ZM235 93H233V94H235ZM259 93H260V92H259ZM259 93H257L258 96H259ZM1 94H2V93H1ZM6 94H7V93H6ZM13 94H15V93H13ZM30 94H31V93H30ZM83 94H84V93H83ZM88 94H89V93H88ZM108 94H109V92H108ZM177 94H178V93H177ZM182 94H183V93H182ZM186 94H187V93H186ZM202 94H203V93H202ZM233 94H232V95H233ZM239 94H240V93H239ZM247 94H248V93H247ZM76 95H77V94H76ZM136 95H137V94H136ZM245 95H246V93H245ZM249 95H250V94H249ZM252 95H253V93H252ZM263 95H264V94H263ZM4 96H6V95H4ZM41 96H42V95H41ZM66 96H67V95H66ZM70 96H71V95H70ZM117 96H118V95H117ZM133 96H134V95H133ZM154 96H155V95H154ZM166 96H167V95H166ZM185 96H186V95H185ZM237 96H238V95H237ZM237 96H236V97H237ZM255 96H256V94H255ZM15 97H16V96H15ZM55 97H56V96H55ZM78 97H79V96H78ZM78 97H76V98H78ZM195 97H196V96H195ZM217 97H218V96H217ZM233 97H234V96H233ZM241 97H242V96H241ZM261 97H262V96H261ZM13 98H14V97H13ZM22 98H23V97H22ZM74 98H75V97H74ZM84 98H85V97H84ZM94 98H95V97H94ZM119 98H120V96H119ZM174 98H175V97H174ZM179 98H180V97H179ZM213 98H214V97H213ZM244 98H245V97H244ZM3 99H4V98H3ZM36 99H37V98H36ZM142 99H143V98H142ZM160 99H161V98H160ZM197 99H198V98H197ZM241 99H242V98H241ZM254 99H255V98H254ZM258 99H259V98H258ZM9 100H10V99H9ZM48 100H49V99H48ZM75 100H76V99H75ZM77 100H78V99H77ZM135 100H136V99H135ZM199 100H200V99H199ZM202 100H203V99H202ZM250 100H251V99H250ZM259 100H260V99H259ZM21 101H22V99H21ZM25 101H26V100H25ZM28 101H29V100H28ZM44 101H45V100H44ZM85 101H88V100H85ZM185 101H186V100H185ZM216 101H217V100H216ZM263 101H264V100H263ZM263 101H262V102H263ZM14 102H15V101H14ZM17 102H18V101H17ZM23 102H24V101H23ZM23 102H22V103H23ZM81 102H82V100H81ZM139 102H140V101H139ZM208 102H209V101H208ZM210 102H211V101H210ZM242 102H243V101H242ZM260 102H261V101H260ZM67 103H68V102H67ZM72 103H73V102H72ZM76 103H77V102H76ZM78 103H79V102H78ZM82 103H83V102H82ZM130 103H131V102H130ZM130 103H129V104H130ZM163 103H164V102H163ZM177 103H178V102H177ZM187 103H188V102H187ZM221 103H222V102H221ZM244 103H245V102H244ZM258 103H259V102H257V104H258ZM79 104H80V103H79ZM98 104H99V103H98ZM114 104H115V103H114ZM204 104H205V103H204ZM234 104H235V103H234ZM17 105H18V104H17ZM17 105H16V106H17ZM63 105H65V104H63ZM75 105H77V104H75ZM131 105H132V104H131ZM179 105H180V104H179ZM194 105H195V104H194ZM218 105H219V104H218ZM249 105H250V104H249ZM16 106H15V107H16ZM67 106H68V105H67ZM84 106H85V105H84ZM84 106H83V107H84ZM112 106H113V105H112ZM145 106H146V105H145ZM172 106H173V105H172ZM175 106H176V105H175ZM182 106H183V105H182ZM200 106H201V105H200ZM204 106H205V105H204ZM215 106H216V105H215ZM241 106H242V105H241ZM241 106H240V107H241ZM244 106H245V105H244ZM255 106H256V105H255ZM258 106H259V105H258ZM5 107H6V106H5ZM78 107H79V106H78ZM240 107H239V108H240ZM250 107H251V106H250ZM262 107H263V106H262ZM7 108H8V107H7ZM79 108H80V107H79ZM84 108H85V107H84ZM175 108H176V107H175ZM186 108H187V107H186ZM199 108H200V107H199ZM205 108H206V107H205ZM214 108H215V107H214ZM216 108H217V107H216ZM260 108H261V107H260ZM19 109H20V108H19ZM73 109H74V108H73ZM220 109H221V108H220ZM236 109H237V108H236ZM244 109H245V108H244ZM247 109H248V108H247ZM261 109H262V108H261ZM2 110H3V108H2ZM8 110L10 111V109H8ZM28 110H29V109H28ZM69 110H70V109H69ZM95 110H96V109H95ZM97 110H98V109H97ZM142 110H143V109H142ZM173 110H174V109H173ZM196 110H197V109H196ZM232 110H233V109H232ZM250 110H251V109H250ZM29 111H30V110H29ZM57 111H58V109H57ZM64 111H65V110H64ZM105 111H106V110H105ZM146 111H147V110H146ZM157 111H158V110H157ZM170 111H171V110H170ZM176 111H177V110H176ZM179 111H180V110H179ZM186 111H187V110H186ZM210 111H211V110H210ZM214 111H215V109H214ZM229 111H230V110H229ZM235 111H236V110H235ZM237 111H238V110H237ZM241 111H242V110H241ZM241 111H239V112H241ZM258 111H259V110H258ZM46 112H47V111H46ZM142 112H143V111H142ZM147 112H148V111H147ZM153 112H154V111H153ZM187 112H188V111H187ZM189 112H190V111H189ZM193 112H194V111H193ZM200 112H202V111H200ZM242 112H243V111H242ZM242 112H241V113H242ZM248 112H249V111H248ZM248 112H247V113H248ZM253 112H255V110H254ZM14 113H15V112H14ZM43 113H44V112H43ZM81 113H82V112H81ZM151 113H152V112H151ZM183 113H184V112H183ZM183 113H182V114H183ZM190 113H191V112H190ZM218 113H219V112H218ZM221 113H222V112H221ZM247 113H246L245 115H247ZM5 114H6V113H5ZM20 114H22V113H20ZM41 114H42V113H41ZM44 114H45V113H44ZM49 114H50V113H49ZM53 114H54V113H53ZM75 114H76V113H75ZM83 114H84V113H83ZM92 114H93V113H92ZM107 114H108V113H107ZM133 114H134V113H133ZM161 114H162V113H161ZM178 114H179V113H178ZM191 114H192V113H191ZM211 114H213V113H211ZM242 114H243V113H242ZM242 114H239V115H242ZM258 114H259V113H258ZM258 114H257V115H258ZM10 115H12V114H10ZM16 115H17V114H16ZM50 115H51V114H50ZM70 115H71V114H70ZM95 115H96V114H95ZM180 115H181V114H180ZM193 115H194V114H193ZM225 115H226V114H225ZM237 115H238V114H237ZM252 115H253V114H252ZM255 115H256V114H255ZM255 115H254V116H255ZM8 116H9V115H8ZM12 116H13V115H12ZM33 116H34V115H33ZM72 116H73V115H72ZM74 116H75V115H74ZM156 116H157V115H156ZM156 116H155V117H156ZM158 116H159V115H158ZM171 116H172V115H171ZM185 116H186V115H185ZM200 116H201V115H200ZM206 116H207V115H206ZM230 116H231V115H230ZM230 116H229V118H230ZM242 116H243V115H242ZM259 116H260V115H259ZM262 116H263V114L261 115V117H262ZM13 117L15 118V116H13ZM44 117H45V116H44ZM58 117H59V116H58ZM103 117H104V116H103ZM168 117H169V116H168ZM175 117H176V116H175ZM175 117H173V118L175 119ZM191 117H192V116H191ZM246 117H247V116H246ZM252 117H253V116H252ZM20 118H21V117H20ZM49 118H50V117H49ZM87 118H88V117H87ZM132 118H133V117H132ZM152 118H153V117H152ZM160 118H161V116H160ZM169 118H170V117H169ZM192 118H193V117H192ZM213 118H214V117H213ZM239 118H240V116H239ZM36 119H37V118H36ZM81 119H82V118H81ZM96 119H97V118H96ZM170 119H171V118H170ZM170 119H169V120H170ZM174 119H173V121H174ZM177 119L179 120V118H177ZM177 119H176V120H177ZM215 119H216V118H215ZM241 119H242V118H241ZM251 119H252V118H251ZM257 119H258V118H257ZM259 119H260V118H259ZM262 119H263V118H262ZM73 120H74V119H73ZM142 120H143V119H142ZM193 120H194V119H193ZM196 120H197V119H196ZM232 120H233V119H232ZM254 120H255V119H254ZM21 121L23 122V119H22ZM104 121H105V120H104ZM109 121H110V120H109ZM152 121H153V120H152ZM161 121H162V120H161ZM186 121H187V119H186ZM197 121H198V120H197ZM199 121H200V120H199ZM259 121H260V120H259ZM259 121H258V123H259ZM261 121H262V120H261ZM46 122H47V121H46ZM48 122H49V121H48ZM62 122H64V121H62ZM138 122H139V121H138ZM154 122H155V121H154ZM164 122H165V121H164ZM181 122H182V119H181ZM208 122H209V121H208ZM255 122H256V121H255ZM263 122H264V121H263ZM16 123H17V122H16ZM76 123H77V121H76ZM81 123H82V122H81ZM84 123H85V122H84ZM179 123H180V121H179ZM190 123H191V122H189V124H190ZM219 123H220V122H219ZM219 123H218V124H219ZM233 123H234V122H233ZM237 123H238V122H237ZM20 124H21V122L19 123V125H20ZM90 124H91V123H90ZM167 124H168V123H167ZM174 124H175V122H174ZM189 124H188V125H189ZM214 124H216V123H214ZM230 124H231V123H230ZM230 124H229V125H230ZM239 124H240V123H239ZM260 124H261V123H260ZM0 125H1V124H0ZM22 125H23V124H22ZM181 125H182V124H181ZM199 125H200V124H199ZM220 125H222V124H220ZM242 125H243V124H242ZM248 125H249V124H247V126H248ZM250 125H252V124H250ZM70 126H71V125H70ZM169 126H170V125H169ZM186 126H187V125H186ZM254 126H255V125H254ZM257 126H258V125H257ZM17 127H18V126H17ZM28 127H29V126H28ZM71 127H72V126H71ZM92 127H93V126H92ZM104 127H105V126H104ZM167 127H168V126H167ZM224 127H225V126H224ZM226 127L228 128V124H227ZM239 127H240V126H239ZM239 127H238V128H239ZM245 127H246V125H245ZM259 127H260V126H259ZM259 127H258V128H259ZM34 128H35V127H34ZM67 128H68V127H67ZM140 128H141V127H140ZM175 128H176V127H175ZM200 128H202V127H200ZM231 128H232V126H231ZM254 128H256V127H254ZM70 129H71V128H70ZM86 129H87V128H86ZM141 129H142V128H141ZM181 129H182V128H181ZM209 129H210V128H209ZM243 129H245V128H243ZM247 129H248V130H251V129H249V128H247ZM252 129H253V128H252ZM262 129H263V128H262ZM19 130H20V128H19ZM22 130H23V129H22ZM24 130H25V129H24ZM67 130H68V129H67ZM67 130H66V131H67ZM74 130H75V129H74ZM83 130H84V129H83ZM113 130H114V129H113ZM147 130H148V129H147ZM177 130H178V129H177ZM182 130H183V129H182ZM201 130H202V129H201ZM229 130H233V129H229ZM229 130H228V131H229ZM240 130H241V129H240ZM245 130H246V129H245ZM245 130H244V131H245ZM259 130H260V129H259ZM90 131H91V130H90ZM140 131H141V130H140ZM169 131H170V130H169ZM174 131H175V130H174ZM194 131H196V130H194ZM205 131H206V130H205ZM233 131H234V130H233ZM253 131H254V130H253ZM261 131H262V130H261ZM1 132H2V131H1ZM1 132H0V133H1ZM33 132H34V131H32V133H33ZM86 132H87V131H86ZM104 132H105V131H104ZM137 132H138V131H137ZM142 132H143V131H142ZM179 132H180V131H179ZM181 132H182V131H181ZM226 132H227V131H226ZM226 132H225V133H226ZM231 132H232V131H231ZM237 132H239V131H236V133H237ZM242 132H243V131H242ZM247 132H248V131H247ZM68 133H69V132H68ZM79 133H80V132H79ZM89 133H91V132H89ZM127 133H128V132H127ZM167 133H168V132H167ZM170 133H171V132H170ZM188 133H189V132H188ZM195 133H196V132H195ZM225 133H224V134H225ZM232 133H233V132H232ZM236 133H235V134H236ZM244 133H245V132H244ZM249 133H250V132H249ZM7 134H8V133H7ZM45 134H47V133H45ZM86 134H87V133H86ZM96 134H97V133H96ZM101 134H102V133H101ZM112 134H113V133H112ZM120 134H123V133H120ZM138 134H139V133H138ZM183 134H184V133H183ZM192 134H193V133H192ZM202 134H203V132H202ZM229 134H230V132H229ZM238 134H239V133H237L236 135H238ZM92 135H93V134H92ZM110 135H111V134H110ZM143 135H144V134H143ZM179 135H180V134H179ZM199 135H200V134H199ZM222 135H223V134H222ZM230 135H231V134H230ZM242 135H243V134H242ZM244 135H245V134H244ZM244 135H243L242 138H244ZM24 136H25V135H24ZM27 136H28V134H27ZM32 136H34V135H32ZM43 136H44V135H43ZM103 136H104V135H103ZM115 136H116V135H115ZM182 136H184V135H182ZM209 136H210V135H209ZM239 136H241V135H239ZM247 136H248V134H247ZM5 137H6V136H5ZM80 137H81V136H80ZM86 137H87V135H86ZM92 137H93V136H92ZM104 137H105V136H104ZM127 137H128V136H127ZM139 137H140V136H139ZM187 137H188V136H187ZM206 137H208V136H206ZM228 137H230V136H228ZM233 137H234V136H233ZM48 138H49V137H48ZM141 138L144 139L143 137H141ZM156 138H157V137H156ZM167 138H168V137H167ZM190 138H191V137H190ZM224 138H225V136H224ZM231 138H232V137H230V139H231ZM235 138H237V137H235ZM239 138H240V137H239ZM239 138H238V139H239ZM248 138H249V137H248ZM254 138H255V137H254ZM259 138H260V137H259ZM27 139H28V138H27ZM30 139H31V138H30ZM39 139H40V138H39ZM88 139H89V138H88ZM138 139H139V138H138ZM211 139H212V138H211ZM215 139H217V138H215ZM219 139H220V138H219ZM233 139H234V138H233ZM240 139H241V138H240ZM244 139H245V138H244ZM4 140H5V139H4ZM47 140H48V139H47ZM59 140H60V139H59ZM79 140H80V139H79ZM97 140H98V139H97ZM109 140H110V139H109ZM121 140H122V139H121ZM156 140H157V139H156ZM221 140H222V139H221ZM224 140H225V139H224ZM241 140H242V139H241ZM256 140H257V142H258V139H256ZM36 141H37V140H36ZM69 141H70V140H69ZM190 141H191V140H190ZM206 141H207V140H206ZM206 141H204V142H206ZM209 141H210V139H209ZM216 141H217V140H216ZM228 141H230V140H228ZM232 141H233V140H232ZM54 142H55V141H54ZM186 142H187V141H186ZM238 142H240V140H239ZM246 142H248V141H246ZM259 142H260V141H259ZM37 143H38V142H37ZM66 143H67V142H66ZM214 143H215V142H214ZM224 143H225V142H224ZM253 143H254V142H253ZM33 144H34V143H33ZM43 144H44V143H43ZM74 144H75V143H74ZM90 144H91V143H90ZM119 144H120V143H119ZM193 144H194V143H193ZM193 144H192V145H193ZM231 144H232V143H231ZM242 144H243V143H242ZM31 145H32V144H31ZM36 145H37V144H36ZM79 145H80V144H79ZM100 145H101V144H100ZM104 145H105V144H104ZM140 145H141V144H140ZM213 145H214V144H213ZM220 145H221V144H220ZM244 145H245V142H244ZM254 145H256V143H255ZM254 145H250V146H254ZM41 146H43V145H41ZM125 146H126V145H125ZM187 146H188V145H187ZM193 146H194V145H193ZM196 146H197V145H196ZM211 146H212V145H211ZM217 146H218V145H217ZM237 146L239 147L238 144H237ZM250 146H249V147H250ZM260 146H261V145H260ZM10 147H11V146H10ZM28 147H29V146H28ZM127 147H128V146H127ZM127 147H126V148H127ZM178 147H181V146H178ZM201 147H202V145H201ZM204 147H205V146H204ZM214 147H215V146H214ZM228 147H230V146L228 145ZM243 147H244V146H243ZM257 147H258V146H257ZM68 148H69V147H68ZM75 148H76V147H75ZM103 148H104V147H103ZM206 148H207V147H206ZM221 148H222V147H221ZM235 148H236V147H235ZM239 148H240V147H239ZM245 148H248V146H245ZM261 148H262V146H261ZM23 149H24V148H23ZM70 149H72V148H70ZM169 149H170V148H169ZM176 149H177V147H176ZM178 149H179V148H178ZM189 149H190V148H189ZM216 149H218V148H216ZM222 149H223V148H222ZM230 149H231V148H230ZM254 149H255V148H254ZM54 150H55V149H54ZM67 150H68V149H67ZM81 150H82V149H81ZM116 150H117V149H116ZM136 150H137V149H136ZM149 150H150V149H149ZM164 150H165V149H164ZM195 150H196V149H195ZM198 150H199V149H198ZM203 150H204V149H203ZM238 150H240V149H238ZM243 150H244V149H243ZM251 150H252V149H251ZM256 150H257V149H256ZM62 151H63V150H62ZM62 151H61V152H62ZM70 151H71V150H70ZM112 151H113V150H112ZM128 151H130V150H128ZM223 151H224V150H223ZM232 151H233V150H232ZM249 151H250V150H249ZM6 152H7V151H6ZM24 152H25V151H24ZM30 152H31V151H30ZM68 152H69V151H68ZM120 152H121V151H120ZM196 152H197V151H196ZM220 152H221V151H220ZM243 152H244V151H243ZM51 153H53V152H51ZM90 153H91V152H90ZM201 153H202V151H201ZM201 153H200V154H201ZM204 153H205V151H204ZM208 153H210V152H208ZM218 153H219V152H218ZM226 153H228V152H226ZM237 153H238V152H237ZM241 153H242V152H240V154H241ZM244 153H245V152H244ZM262 153H263V152H262ZM9 154H10V153H9ZM34 154H35V153H34ZM44 154H45V153H44ZM85 154H86V153H85ZM113 154H114V153H113ZM3 155H4V154H3ZM10 155H11V154H10ZM49 155H50V154H49ZM71 155H72V154H71ZM148 155H149V154H148ZM150 155H151V154H150ZM203 155H204V154H203ZM228 155H229V154H228ZM42 156H43V155H42ZM42 156H40V157H42ZM87 156H88V155H87ZM118 156H119V155H118ZM120 156H121V155H120ZM132 156H133V155H132ZM219 156H220V155H219ZM221 156H222V155H221ZM240 156H241V155H240ZM240 156H239V157H240ZM252 156H253V154H252ZM258 156H259V155H258ZM26 157H27V156H26ZM105 157H107V156H105ZM105 157H103V158H105ZM151 157H152V156H151ZM197 157H198V156H197ZM253 157H254V156H253ZM260 157H261V156H259V158H260ZM33 158H34V157H33ZM43 158H44V157H43ZM43 158H42V159H43ZM82 158H83V157H82ZM132 158H133V157H132ZM199 158H200V157H199ZM210 158H211V156H210ZM212 158H214V157H212ZM229 158H230V157H229ZM254 158H255V157H254ZM0 159H1V158H0ZM5 159H6V158H5ZM7 159H8V158H7ZM56 159H57V158H56ZM116 159H117V157H116ZM116 159H115V160H116ZM130 159H131V158H130ZM207 159H208V158H207ZM219 159H220V158H219ZM12 160H13V159H12ZM12 160H11V161H12ZM39 160H40V159H39ZM90 160H91V159H90ZM111 160H112V159H111ZM115 160H114V161H115ZM196 160H197V159H196ZM220 160H221V159H220ZM220 160H218V161H220ZM226 160H227V157H226ZM238 160H239V159H238ZM258 160H259V159H258ZM260 160H261V159H260ZM263 160H264V157H263ZM21 161H22V160H21ZM47 161H48V159H47ZM130 161H131V160H130ZM132 161H135V160H132ZM171 161H172V160H171ZM207 161H208V160H207ZM212 161H214V160H212ZM261 161H262V160H261ZM38 162H39V161H38ZM85 162H86V161H85ZM149 162H150V161H149ZM179 162H180V160H179ZM203 162H204V161H203ZM0 163H1V162H0ZM154 163H155V162H154ZM163 163H164V162H163ZM181 163H182V161H181ZM181 163H180V164H181ZM195 163H196V162H195ZM200 163H201V162H200ZM224 163H225V162H224ZM246 163H247V162H246ZM263 163H264V162H263ZM174 164H175V163H174ZM225 164H226V163H225ZM225 164H224V165H225ZM236 164H237V163H236ZM248 164H249V163H248ZM257 164H259V162H258ZM60 165H61V164H60ZM97 165H98V163H97ZM150 165H151V164H150ZM150 165H149V166H150ZM211 165H212V164H211ZM221 165H222V164H221ZM244 165H245V164H244ZM75 166H76V165H75ZM103 166H105V165H103ZM180 166H181V165H180ZM186 166H187V165H186ZM227 166H228V165H227ZM253 166H254V165H253ZM24 167H25V166H24ZM38 167H39V166H38ZM98 167H99V166H98ZM111 167L114 168L113 166H111ZM116 167H117V166H116ZM121 167H122V166H121ZM183 167H184V166H183ZM183 167H182V169H183ZM238 167H239V166H238ZM251 167H252V166H251ZM9 168H10V167H9ZM16 168H17V167H16ZM99 168H100V167H99ZM197 168H198V167H197ZM206 168H207V166H206ZM227 168H228V167H227ZM227 168H226V170H227ZM246 168H247V167H246ZM254 168H255V167H254ZM22 169H23V168H22ZM85 169H86V168H85ZM90 169H91V168H90ZM92 169H93V168H92ZM92 169H91V170H92ZM107 169H108V168H107ZM110 169H111V168H110ZM116 169H117V168H116ZM139 169H140V168H139ZM228 169H229V168H228ZM16 170H17V169H16ZM64 170H65V169H64ZM68 170H69V169H68ZM93 170H94V169H93ZM104 170H105V169H104ZM137 170H138V169H137ZM184 170H185V169H184ZM215 170H216V169H215ZM218 170H219V169H218ZM111 171H112V170H111ZM114 171H115V170H114ZM126 171H127V170H126ZM139 171H140V170H139ZM143 171H144V170H143ZM157 171H158V170H157ZM190 171H191V170H190ZM209 171H210V170H209ZM0 172H1V171H0ZM46 172H47V171H46ZM61 172H62V171H61ZM70 172H71V171H70ZM98 172H99V170H98ZM183 172H185V171H183ZM199 172H200V171H199ZM205 172H206V171H205ZM210 172H211V171H210ZM259 172H260V171H259ZM47 173H48V172H47ZM76 173H77V172H76ZM95 173H96V171H95ZM95 173H94V174H95ZM133 173H134V172H133ZM140 173L142 174V172H140ZM25 174H26V173H25ZM68 174H69V173H68ZM108 174H109V173H108ZM110 174H111V173H110ZM112 174H113V172H112ZM114 174H115V172H114ZM114 174H113V175H114ZM147 174H148V173H147ZM163 174H164V173H163ZM169 174H170V173H169ZM200 174H201V173H200ZM259 174H260V173H259ZM0 175H1V174H0ZM3 175H4V174H3ZM3 175H2V176H3ZM20 175H22V174H20ZM31 175H32V174H31ZM50 175H51V174H50ZM88 175H89V174H88ZM105 175H106V174H105ZM117 175H118V174H117ZM117 175H116V176H117ZM124 175H125V174H124ZM131 175L133 176V174H131ZM134 175L136 176V174H134ZM211 175H212V173H211ZM225 175H226V174H225ZM236 175H238V174H236ZM4 176H5V175H4ZM90 176H91V175H90ZM125 176H126V175H125ZM149 176H150V175H149ZM204 176H205V175H204ZM215 176H216V175H215ZM218 176H219V174H218ZM228 176H229V175H228ZM230 176H231V175H230ZM239 176H240V175H239ZM261 176H262V175H261ZM5 177H6V176H5ZM40 177H41V176H40ZM46 177H47V176H46ZM91 177H92V176H91ZM113 177H114V176H113ZM119 177H120V176H119ZM121 177H122V176H121ZM127 177H128V176H127ZM157 177H158V176H157ZM162 177H163V176H162ZM162 177H160V178H162ZM172 177H173V176H172ZM188 177H189V176H188ZM200 177H201V176H200ZM243 177H244V176H243ZM246 177H247V176H246ZM252 177H253V176H252ZM1 178H2V177H1ZM60 178H61V177H60ZM108 178H109V177H108ZM133 178H134V177H133ZM136 178H137V177H136ZM139 178H140V176H139ZM154 178H155V177H154ZM176 178H177V177H176ZM186 178H187V177H186ZM221 178H222V177H221ZM28 179H29V178H28ZM117 179H118V178H117ZM119 179H120V178H119ZM129 179H130V177H129ZM134 179H135V178H134ZM150 179H151V177H150ZM158 179H159V178H158ZM164 179H165V177H164ZM184 179H185V178H184ZM189 179H190V178H189ZM217 179H218V178H217ZM244 179H245V178H244ZM25 180H26V179H25ZM61 180H62V179H61ZM94 180H95V178H94ZM112 180H113V179H112ZM140 180H141V179H140ZM143 180H144V179H143ZM161 180H162V179H161ZM191 180L193 181V179H191ZM201 180H202V179H201ZM215 180H216V179H215ZM3 181H4V180H3ZM41 181H42V180H41ZM113 181H114V180H113ZM116 181H117V180H116ZM121 181H122V180H121ZM132 181H133V180H132ZM132 181H131V182H132ZM134 181H135V180H134ZM144 181H145V180H144ZM187 181H188V180H187ZM194 181H195V180H194ZM197 181H199V180H197ZM197 181H196V182H197ZM228 181H229V180H228ZM239 181H240V180H239ZM6 182H7V181H6ZM68 182H69V181H68ZM95 182H96V181H95ZM97 182H98V181H97ZM101 182H102V181H101ZM127 182H128V181H127ZM146 182H147V180H146ZM149 182H150V180H149ZM178 182H179V181H178ZM196 182H195V183H196ZM232 182H233V181H231V183H232ZM237 182H238V181H237ZM237 182H236V183H237ZM254 182H255V181H254ZM9 183H10V182H9ZM9 183H8V184H9ZM65 183H67V182H65ZM65 183H64V184H65ZM90 183H92V181H91ZM104 183H106V182H104ZM113 183H114V182H113ZM113 183H112V184H113ZM119 183H120V182H119ZM129 183H130V182H129ZM132 183H133V182H132ZM135 183H136V182H135ZM183 183H184V182H183ZM183 183H182V184H183ZM193 183H194V182H193ZM198 183H199V182H198ZM200 183H201V181H200ZM216 183H217V182H216ZM216 183H215V184H216ZM72 184H73V183H72ZM79 184H80V183H79ZM121 184H122V183H121ZM155 184H156V183H155ZM188 184H189V183H188ZM191 184H192V183H191ZM238 184H239V183H238ZM69 185H70V184H69ZM99 185H100V184H99ZM126 185H127V184H126ZM142 185H144V184H142ZM175 185H176V184H175ZM180 185H181V184H180ZM197 185H198V184H197ZM216 185H218V184H216ZM216 185H215V186H216ZM225 185H226V184H225ZM261 185H262V184H260V186H261ZM2 186H3V184H2L0 187L3 188ZM16 186H17V185H16ZM24 186H25V185H24ZM79 186H80V185H79ZM116 186H117V185H116ZM132 186H133V185H132ZM183 186H184V185H183ZM191 186H192V185H191ZM198 186H199V185H198ZM227 186H228V185H227ZM233 186H234V185H233ZM248 186H250V185H248ZM248 186H247V187H248ZM8 187H9V186H8ZM21 187H23V186H21ZM63 187H64V186H63ZM65 187H66V185H65ZM109 187H110V186H109ZM118 187H119V185H118ZM123 187H124V185H123ZM130 187H131V186H130ZM185 187H186V185H185ZM185 187H184V188H185ZM202 187H203V185H202ZM211 187H212V186H211ZM237 187H238V186H237ZM261 187H262V191H264V190H263V189H264V186L262 185ZM1 188H0V189H1ZM23 188H24V187H23ZM27 188H28V187H27ZM39 188H40V187H39ZM66 188H67V187H66ZM82 188H83V187H82ZM99 188L102 189V187H99ZM121 188H122V187H121ZM138 188H139V187H138ZM138 188H137V189H138ZM140 188H141V187H140ZM179 188H181V187H179ZM191 188H192V187H191ZM196 188H198V187L196 186ZM199 188H200V187H199ZM199 188H198V189H199ZM238 188H239V187H238ZM253 188H254V187H253ZM21 189H22V188H21ZM104 189H105V188H104ZM106 189H107V188H106ZM112 189H113V188H112ZM112 189H111V190H112ZM123 189H124V188H123ZM126 189H127V188H126ZM130 189H131V188H130ZM158 189H159V188H158ZM209 189H210V188H209ZM217 189H218V188H217ZM248 189H249V188H248ZM250 189H252V188L250 187ZM250 189H249L247 192H249ZM2 190H3V189H2ZM16 190H17V188H16ZM144 190H145V189H144ZM144 190H143V191H144ZM154 190H156V189H154ZM170 190H171V189H170ZM174 190H176V189H174ZM181 190H183V189L181 188ZM181 190H180V191H181ZM187 190H188V189H187ZM204 190H206V189H204ZM204 190H203V191H204ZM237 190H238V189H237ZM239 190H240V189H239ZM252 190H254V189H252ZM258 190H260V189H258ZM4 191H5V190H4ZM27 191H28V190H27ZM42 191H43V190H42ZM57 191H58V190H57ZM59 191H60V190H59ZM81 191H82V190H81ZM99 191H100V190H99ZM99 191H98V192H99ZM124 191H125V190H124ZM157 191H158V190H157ZM171 191H172V190H171ZM194 191H195V190H194ZM87 192H88V191H87ZM87 192H86V193H87ZM93 192H94V191H93ZM96 192H97V191H96ZM106 192H107V191H106ZM106 192H105V193H106ZM109 192H110V191H109ZM128 192H129V191H128ZM150 192H151V191H150ZM165 192H166V191H164V193H165ZM169 192H170V191H169ZM182 192H183V191H182ZM199 192H200V191H199ZM229 192H230V191H229ZM242 192H243V191H242ZM2 193H3V192H2ZM23 193H24V192H23ZM56 193H57V192H56ZM63 193H64V192H63ZM80 193H81V192H80ZM99 193H100V192H99ZM110 193H111V192H110ZM166 193H167V192H166ZM166 193H165V194H166ZM183 193H184V192H183ZM195 193H196V192H195ZM195 193H193V194H195ZM202 193H203V195H204V192H202ZM202 193H201V195H202ZM214 193H216V192H214ZM225 193H226V192H225ZM239 193H240V192H239ZM257 193H259V192H257V190H256V193H255V194H257ZM11 194H12V193H11ZM21 194H22V193H21ZM92 194H93V193H92ZM102 194H103V193H102ZM107 194H108V192H107ZM132 194H133V193H132ZM145 194H146V193H145ZM147 194H148V193H147ZM169 194H170V193H169ZM173 194H176V193H173ZM177 194H178V193H177ZM177 194H176V196H177ZM181 194H182V193H181ZM196 194H198V192H197ZM196 194H195V195H196ZM219 194H220V193H218V195H219ZM226 194H227V193H226ZM243 194H244V193H243ZM247 194H248V193H247ZM250 194H251V193H250ZM260 194L262 195L261 192H260ZM260 194H259V196H260ZM263 194H264V193H263ZM1 195H2V194H1ZM1 195H0V196H1ZM9 195H10V194H9ZM76 195H77V194H76ZM114 195L116 196V194H114ZM124 195H125V194H124ZM178 195H179V194H178ZM199 195H200V194H199ZM209 195H210V194H209ZM211 195H212V194H211ZM218 195H217V197H218ZM221 195H222V192H221ZM221 195H219V196L222 197L223 195H222V196H221ZM248 195H249V194H248ZM257 195H258V194H257ZM257 195H254V193H253V196H254L253 201H254V202L257 201V199L255 200V198H259V197H257ZM5 196H6V195H5ZM56 196H57V195H56ZM92 196H93V195H92ZM148 196H149V195H148ZM152 196H153V195H152ZM161 196H163V194H162ZM184 196H185V195H184ZM205 196H208L207 192L205 193ZM215 196H216V194L214 195V197H215ZM229 196H232V195H229ZM2 197H3V195H2ZM28 197H29V196H28ZM30 197H31V196H30ZM109 197H110V196H109ZM117 197H118V196H117ZM150 197H151V196H150ZM172 197H173V196H172ZM177 197H178V196H177ZM202 197H203V196H202ZM202 197H201V198H202ZM220 197H219V198H220ZM243 197H244V196H243ZM246 197H247V196H246ZM260 197H261V196H260ZM20 198H21V197H20ZM35 198H36V197H35ZM56 198H57V197H56ZM62 198H64V197H62ZM124 198H125V197H124ZM163 198H164V196H163ZM163 198H162V199H163ZM167 198H169V197H167ZM208 198H209V197H208ZM208 198H207V199H208ZM211 198H213V196H211ZM222 198H223V197H222ZM222 198H221L220 202L222 201ZM233 198H234V197H233ZM244 198H245V197H244ZM13 199H14V198H13ZM13 199H12V200H13ZM27 199H28V198H27ZM27 199H25V200H27ZM60 199H61V196H60ZM112 199H113V198H112ZM130 199H131V198H130ZM151 199H152V198H151ZM164 199H165V198H164ZM174 199H175V198H174ZM177 199H178V198H177ZM179 199H180V198H179ZM183 199H186V198H183ZM189 199H190V198H189ZM196 199H197V198H196ZM215 199H216V198H215ZM0 200H1V197H0ZM4 200H5V198H4ZM9 200H10V199H9ZM12 200H11V201H12ZM34 200H36V199H34ZM67 200H69V199H67ZM102 200H103V199H102ZM114 200H115V199H114ZM117 200H119V199L117 198ZM117 200H116V201H117ZM122 200H123V199H122ZM146 200H147V199H146ZM155 200H156V199H155ZM157 200H158V199H157ZM168 200H169V199H168ZM213 200H214V199H213ZM216 200H217V199H216ZM216 200H215V202H216ZM224 200H226V198H224ZM229 200H230V197H229ZM232 200H233V199H232ZM261 200H262L261 204H264V195H262V197L260 198V201H261ZM11 201H10V202H11ZM62 201H63V200H62ZM64 201H65V200H64ZM105 201H106V200H105ZM179 201H180V200H179ZM179 201H178V203H179ZM181 201H182V199H181ZM210 201H211V200H210ZM217 201H218V200H217ZM258 201H259V200H258ZM260 201H259V202H260ZM3 202H4V201H3ZM3 202H2V203H3ZM5 202H6V201H5ZM7 202H8V201H7ZM26 202H27V201H26ZM36 202H37V201H36ZM100 202H101V201H100ZM122 202H123V201H122ZM140 202H141V201H140ZM147 202H148V201H147ZM154 202H155V201H154ZM165 202H166V201H165ZM184 202H186V201H184ZM188 202H189V201H188ZM196 202H197V201H196ZM198 202H199V201H198ZM227 202H228V200H227ZM254 202H252V203L255 205ZM0 203H1V202H0ZM11 203H12V202H11ZM11 203H10V204H11ZM23 203H24V202H23ZM40 203H41V202H40ZM43 203H44V202H43ZM70 203H71V202H70ZM74 203H75V202H74ZM125 203H126V202H125ZM150 203L153 205L152 202H150ZM190 203H191V202H190ZM199 203H200V202H199ZM213 203H214V202H213ZM223 203H224V202H223ZM233 203H234V201H233ZM246 203H247V201H246ZM257 203H258V202H257ZM5 204H6V203H5ZM27 204H28V203H27ZM68 204H69V203H68ZM85 204H86V203H85ZM97 204H98V203H97ZM126 204H127V203H126ZM128 204L130 205L129 202H128ZM136 204H137V203H136ZM146 204H147V203H146ZM157 204H158V203H157ZM172 204H173V203H172ZM203 204H204V203H203ZM205 204H206V207H207V203H205ZM208 204H209V203H208ZM225 204H227V203L225 202ZM228 204L230 205V202H229ZM236 204H237V202H236ZM244 204H245V203H244ZM259 204H260V203H259ZM259 204H257V206H260ZM3 205H4V204H3ZM11 205H12V204H11ZM14 205H15V204H14ZM31 205H32V204H31ZM70 205H71V204H70ZM107 205H108V204H107ZM110 205L112 206V204H110ZM124 205H125V204H124ZM142 205H143V204H142ZM144 205H145V204H144ZM178 205H179V204H178ZM198 205H199V204H198ZM200 205H201V204H200ZM200 205H199V206H200ZM219 205H220V204H219ZM231 205H232V204H231ZM239 205H240V204H239ZM250 205H251V204H250ZM8 206H9V205H8ZM15 206H16V205H15ZM28 206H30V205H28ZM85 206H86V205H85ZM114 206H115V204H114ZM147 206H148V205H147ZM169 206H170V205H169ZM176 206H177V205H176ZM192 206H193V205H192ZM201 206H203V205H201ZM211 206H212V205H211ZM213 206H214V205H213ZM236 206H238V205H236ZM245 206H246V205H245ZM255 206H256V205H255ZM257 206H256V208H260V209H261V207H262V206H261V207H257ZM0 207H2V206H0ZM13 207H14V206H13ZM74 207H75V206H74ZM77 207H78V206H77ZM77 207H76V208H77ZM120 207H121V206H120ZM126 207H128V206H126ZM150 207H151V206H150ZM193 207H194V206H193ZM204 207H205V206H204ZM208 207H210V205H209ZM214 207H215V206H214ZM239 207H241V206H239ZM2 208H3V207H2ZM31 208H32V207H31ZM31 208H30V209H31ZM76 208H75V209H76ZM106 208H107V207H106ZM111 208H112V207H111ZM122 208H123V206H122ZM134 208H135V207H134ZM171 208H172V207H171ZM174 208H175V207H174ZM177 208H178V207H177ZM177 208H176V209H177ZM181 208H182V207H181ZM191 208H192V207H191ZM197 208H198V207H197ZM220 208H223L222 205L220 206ZM243 208H244V207H243ZM6 209H7V207H6ZM9 209H10V208H9ZM67 209H68V208H67ZM81 209H82V208H81ZM85 209H86V208H84V210H85ZM96 209H97V208H96ZM116 209H117V208H116ZM119 209H120V208H119ZM179 209H180V208H179ZM182 209H184V208H182ZM185 209H186V208H185ZM194 209H195V208H194ZM194 209H193L192 211H194ZM200 209H201V207H200ZM233 209H234V208H233ZM250 209H251V208H250ZM260 209H259V210L256 209V210H257L258 212H260ZM15 210H16V209H15ZM15 210H14V211H15ZM27 210H28V209H27ZM40 210H41V209H40ZM40 210H39V211H40ZM104 210H105V209H104ZM104 210H103V211H104ZM109 210H110V209H109ZM123 210H124V209H123ZM129 210H130V209H129ZM144 210H145V209H144ZM177 210H178V209H177ZM197 210H199V209H197ZM202 210H204V209H201V211H202ZM218 210H219V209H218ZM261 210H262V209H261ZM7 211H8V210H7ZM25 211H26V210H25ZM39 211H37V212H39ZM60 211H61V210H60ZM82 211H83V210H81V212H82ZM87 211H88V210H87ZM112 211H113V209H112ZM138 211H139V210H138ZM172 211H173V210H172ZM187 211H188V209H187ZM190 211H191V210H190ZM195 211H196V210H195ZM201 211H200V212H201ZM210 211H211V210H210ZM210 211H209V212H210ZM214 211H215V210H214ZM221 211H223V209H222ZM228 211H229V210H228ZM262 211H263V210H262ZM35 212H36V211H35ZM58 212H59V211H58ZM74 212H75V211H74ZM83 212H84V211H83ZM114 212H115V211H114ZM118 212H119V211H118ZM144 212H145V211H144ZM149 212H150V211H149ZM154 212H155V211H154ZM181 212H182V210H181ZM184 212H185V211H184ZM200 212H198V213L200 214ZM263 212H264V211H263ZM31 213H32V212H31ZM112 213H113V212H112ZM120 213H122V212H120ZM134 213H135V212H134ZM136 213H137V212H136ZM146 213H147V212H146ZM151 213H152V212H151ZM179 213H180V212H179ZM211 213H212V212H211ZM213 213H214V212H213ZM222 213H223V212H222ZM227 213H228V212H227ZM240 213H241V212H240ZM5 214H6V213H5ZM7 214H9V213H7ZM17 214H18V212H17ZM17 214H16V215H17ZM23 214H24V213H23ZM29 214H30V213H29ZM37 214H38V213H37ZM39 214H40V213H39ZM89 214H90V213H89ZM96 214H98V213H96ZM116 214H117V213H116ZM186 214H187V213H186ZM203 214H204V213H203ZM223 214H224V213H223ZM237 214H238V212H237ZM246 214H247V213H246ZM259 214H261V213H259ZM263 214H264V213H263ZM263 214H262V215H263ZM3 215H4V214H3ZM9 215H10V214H9ZM11 215H12V213H11ZM14 215H15V214H14ZM32 215H33V214H32ZM44 215H45V214H44ZM49 215H50V214H49ZM100 215H101V214H100ZM100 215H99V216H100ZM110 215H111V214H110ZM120 215H121V214H120ZM120 215H119V216H120ZM130 215H131V214H130ZM130 215H129V216H130ZM138 215H139V214H138ZM138 215H137V216H138ZM141 215H143V214H141ZM155 215H156V213H155ZM161 215H162V213H161ZM188 215H189V214H188ZM190 215H191V214H190ZM192 215H193V213H192ZM216 215H217V214H216ZM218 215H219V214H218ZM231 215H232V214H231ZM231 215H230V216H231ZM249 215H250V214H249ZM41 216H42V215H41ZM50 216H51V215H50ZM56 216H57V215H56ZM87 216H88V215H87ZM108 216H109V215H108ZM117 216H118V215H117ZM121 216H122V215H121ZM132 216H133V215H132ZM169 216H170V215H169ZM174 216H175V215H174ZM195 216H197V215H195ZM205 216H206V215H205ZM207 216H208V215H207ZM209 216H210V215H209ZM213 216H214V215H213ZM227 216H228V214H227ZM232 216H233V215H232ZM236 216H237V215H236ZM240 216H242V215H240ZM251 216H253V215H251ZM5 217H7V216H5ZM5 217H4V218H5ZM8 217H9V216H8ZM36 217H37V216H36ZM70 217H71V216H70ZM124 217H125V216H124ZM127 217H128V216H127ZM171 217H172V216H171ZM191 217H192V216H191ZM191 217H189V218H191ZM203 217H204V216H203ZM219 217H220V216H219ZM224 217H225V216H224ZM228 217H229V216H228ZM237 217H239V216H237ZM254 217H255V216H254ZM259 217H263V218H260V219L264 222V216H258V218H259ZM24 218H25V217H24ZM72 218H73V216H72ZM90 218H91V217H90ZM117 218H118V217H117ZM125 218H126V217H125ZM150 218H152V217H150ZM168 218H169V217H168ZM172 218H173V217H172ZM189 218H188V219H189ZM192 218H193V217H192ZM204 218H206V217H204ZM229 218H230V217H229ZM235 218H236V217H235ZM239 218H240V217H239ZM247 218H248V217H247ZM7 219H8V218H7ZM31 219H32V218H31ZM33 219H34V218H33ZM35 219H37V218H35ZM113 219H114V218H113ZM121 219H122V218H121ZM130 219H131V218H130ZM164 219L166 220V217H165ZM196 219H197V218H196ZM212 219H213V218H212ZM214 219H215V221H217L216 218H214ZM224 219H225V218H224ZM237 219H238V218H237ZM260 219H258V220L260 221ZM20 220H21V219H20ZM37 220H39V219H37ZM41 220H42V219H41ZM85 220H86V219H85ZM85 220H84V221H85ZM115 220H116V219H115ZM119 220H120V219H119ZM119 220H118V221H119ZM126 220H127V219H126ZM128 220H129V219H128ZM128 220H127V221H128ZM131 220H134V219H131ZM141 220H142V219H141ZM162 220H163V218H162ZM165 220H164V221H165ZM177 220H178V219H177ZM189 220H191V219H189ZM208 220H209V219H208ZM218 220H219V219H218ZM232 220H233V219H232ZM235 220H236V219H235ZM250 220H251V219H250ZM12 221H14V220H12ZM17 221H18V220H17ZM26 221H27V220H26ZM30 221H31V220H30ZM39 221H40V220H39ZM46 221H47V220H46ZM46 221H44V223H45ZM86 221H87V220H86ZM97 221H98V220H97ZM101 221H103V220H101ZM106 221H107V220H106ZM109 221H110V220H109ZM111 221H112V220H111ZM129 221H130V220H129ZM129 221H128V222H129ZM136 221H137V220H136ZM143 221H144V220H143ZM170 221H171V220H170ZM175 221H176V220H175ZM194 221H195V220H194ZM202 221H204V219H203ZM225 221H226V220H225ZM243 221H244V220H243ZM243 221H242V222H243ZM24 222H25V221H24ZM32 222H33V221H32ZM64 222H68V221H64ZM76 222H77V221H76ZM88 222H89V221H88ZM98 222H99V221H98ZM130 222H131V221H130ZM130 222H129V223H130ZM138 222H139V221H138ZM138 222L136 223L137 226H138ZM167 222H169V221H167ZM182 222H183V221H181V223H180L181 226H182ZM204 222H205V221H204ZM220 222H221V221H220ZM226 222H227V221H226ZM230 222H232V221H230ZM235 222H236V221H235ZM239 222H240V220H239ZM260 222H261V221H260ZM260 222H259V224L256 222L257 225H255V226H258V227H259V226H260ZM21 223H22V222H21ZM34 223H36V222H34ZM41 223H42V222H41ZM101 223H102V222H101ZM117 223H118V222H116V224H117ZM152 223H153V222H152ZM186 223H187V222H186ZM192 223H193V221H192ZM222 223H224V222H222ZM228 223H229V222H228ZM244 223H245V222H244ZM45 224H47V223H45ZM102 224H103V223H102ZM106 224H107V223H106ZM112 224H113V223H112ZM132 224H133V223H132ZM144 224H145V223H144ZM169 224H170V223H169ZM171 224H172V223H171ZM180 224H179V225H180ZM196 224H197V223H195V225H196ZM202 224H203V223H202ZM225 224H226V223H225ZM237 224H239V223H237ZM47 225H48V224H47ZM108 225H109V224H108ZM117 225H118V224H117ZM124 225H125V224H124ZM130 225H131V223H130ZM134 225H135V224H134ZM145 225H146V224H145ZM145 225H144V226H145ZM149 225H151V224H149ZM165 225H166V224H165ZM176 225H177V224H176ZM184 225H185V224H184ZM195 225H194V226H195ZM214 225H215V224H214ZM218 225H219V224H218ZM221 225H222V224H221ZM228 225H229V224H228ZM232 225H233V223H232ZM45 226H46V225H45ZM64 226H65V225H64ZM86 226H87V225H86ZM110 226H111V225H110ZM118 226H119V225H118ZM154 226H156V225H154ZM177 226H178V225H177ZM186 226H187V225H185V227H186ZM229 226H231V225H229ZM243 226H245V225H243ZM5 227H6V226H5ZM5 227H4V228H5ZM50 227H51V226H50ZM69 227H70V226H69ZM69 227H68V228H69ZM133 227H134V226H133ZM140 227H141V226H140ZM145 227H146V226H145ZM158 227H159V226H158ZM198 227H199V226H198ZM205 227H206V225H205ZM207 227H208V226H207ZM212 227H213V226H212ZM223 227H225V226L223 225ZM231 227H233V226H231ZM1 228H2V227H1ZM60 228H61V227H60ZM90 228H91V227H90ZM112 228H113V227H112ZM138 228H139V227H138ZM146 228H147V227H146ZM169 228H171V227H169ZM219 228H221V227H219ZM238 228H241V227L238 226ZM244 228H245V227H244ZM256 228H257V227H256ZM53 229H54V228H53ZM85 229L87 230V228H85ZM88 229H89V228H88ZM98 229H99V228H98ZM105 229H106V227H105ZM105 229H104V230H105ZM113 229H114V228H113ZM151 229L154 230L153 228H150L149 230H151ZM171 229H172V228H171ZM186 229H187V228H186ZM190 229H191V228H190ZM209 229H210V228H209ZM241 229H242V228H241ZM260 229H261V227H260ZM9 230H10V229H9ZM13 230H14V229H13ZM22 230H23V229H22ZM37 230H38V229H37ZM37 230H35V231H37ZM70 230H72V229L70 228ZM77 230H78V228H77ZM81 230H82V229H81ZM100 230H101V229H100ZM100 230H98V231H100ZM124 230H125V229H124ZM164 230H165V228H164ZM167 230H168V229H167ZM177 230H178V229H177ZM180 230H181V227H180ZM206 230H207V229H206ZM206 230H204V231H206ZM218 230H219V229H218ZM236 230H238V229H236ZM244 230H245V229H244ZM256 230H257V229H256ZM262 230H264V228H263ZM11 231H12V230H11ZM55 231H56V230H55ZM55 231H54V232H55ZM62 231H63V230H62ZM73 231H74V230H73ZM84 231H85V230H83V232H84ZM108 231H109V230H108ZM155 231H157V230H155ZM155 231H154V232H155ZM172 231H173V230H172ZM183 231H184V230H182V231H180V232H183ZM207 231H208V230H207ZM222 231H223V230H222ZM222 231L219 230V233L222 232ZM225 231H226V230H225ZM227 231H228V230H227ZM227 231H226V232H227ZM233 231H234V230H233ZM242 231H243V230H242ZM250 231H251V230H250ZM254 231H255V227H254ZM254 231H253V228H252V232H253V233L256 232L257 235H260V234H258L259 232L257 233L258 230L255 231V232H254ZM259 231H260V230H259ZM22 232H23V231H22ZM32 232H33V231H32ZM64 232H65V231H64ZM74 232H75V231H74ZM89 232H90V230L88 231V233H89ZM95 232H96V231H95ZM110 232H111V231H110ZM116 232H117V231H116ZM131 232H132V231H131ZM169 232H170V231H169ZM169 232H168V233H169ZM176 232H177V231H176ZM178 232H179V231H178ZM186 232H187V230H186ZM209 232H210V231H209ZM209 232H208V233H209ZM212 232H213V231H212ZM231 232H232V231H231ZM237 232H238V231H237ZM247 232H248V231H247ZM7 233H8V232H7ZM7 233H6V234H7ZM19 233H21V232H19ZM37 233H38V232H37ZM39 233H40V232H39ZM45 233H46V232H45ZM77 233H78V232H77ZM84 233H85V232H84ZM86 233H87V232H86ZM100 233H101V232H100ZM103 233H104V232L102 231V234H103ZM157 233H158V232H157ZM219 233H218V234H219ZM235 233H236V232H235ZM260 233H261V231H260ZM9 234H10V233H9ZM111 234H112V233H111ZM111 234H110V235H111ZM161 234H162V233H161ZM163 234H164V233H163ZM183 234H184V232H183ZM236 234H239V233H236ZM240 234H241V233H240ZM261 234H262V233H261ZM15 235H17V234H15ZM15 235H14V236H15ZM28 235H29V234H28ZM28 235L26 234L27 237H28ZM62 235H63V234H62ZM71 235H72V234H71ZM86 235H87V234H86ZM86 235H85V236H86ZM90 235H91V233H90ZM90 235H89V236H90ZM93 235H94V234H93ZM93 235H91V236H92V238L94 239ZM97 235H98V234H97ZM104 235H105V233H104ZM104 235H103V236H104ZM106 235H107V233H106ZM110 235H109V236H110ZM131 235H132V234H130V236H131ZM135 235H136V234H135ZM138 235H139V234H138ZM192 235H193V234H192ZM200 235H201V234H200ZM202 235H203V234H202ZM206 235H207V234H206ZM215 235H216V234H215ZM246 235H247V234H246ZM246 235H245V236H246ZM263 235H264V234H263ZM30 236H32V234H31ZM42 236H43V234H42ZM83 236H84V235H83ZM99 236H100V235H99ZM107 236H108V235H107ZM115 236H116V235H115ZM115 236H113V240H114V237H115ZM126 236H127V234H126ZM169 236H170V235H169ZM188 236H189V235H188ZM234 236H235V235H234ZM241 236H242V235H241ZM250 236H251V235H250ZM260 236H262V235H260ZM57 237H58V236H57ZM69 237H70V236H69ZM76 237H77V235H76ZM96 237H98V236H96ZM133 237H134V236H133ZM176 237H177V236H176ZM189 237H190V236H189ZM191 237H192V236H191ZM208 237H209V236H208ZM220 237H221V236H220ZM232 237H233V236H232ZM238 237H239V236H238ZM251 237H252V236H251ZM262 237H263V236H262ZM13 238H14V237H13ZM85 238H86V237H84L83 239H85ZM90 238H91V237H90ZM92 238H91V239H92ZM102 238L105 239V237H102ZM107 238H108V237H107ZM115 238H116V237H115ZM126 238H127V237H126ZM129 238H130V237H129ZM173 238H174V237H173ZM177 238H178V237H177ZM177 238H175V239H177ZM181 238H182V237H181ZM184 238H185V237H184ZM184 238L181 239V240H184ZM214 238H215V236H214ZM216 238H217V237H216ZM225 238H226V237H225ZM256 238H259V237H256ZM24 239H25V237H24ZM66 239H68V238H66ZM79 239H80V238H79ZM79 239H78V241H79ZM86 239H87V238H86ZM93 239H92V240H93ZM97 239H99V237H98ZM97 239H96V240H97ZM109 239H110V238H109ZM119 239H120V238H119ZM141 239H142V238H141ZM190 239H191V238H190ZM204 239H206V236H205ZM219 239H221V238H219ZM223 239H224V238H223ZM240 239H242V238L240 237ZM245 239H247V238H245ZM248 239H249V238H248ZM251 239L255 240L253 237H252ZM0 240H1V239H0ZM15 240H16V239H15ZM22 240H23V239H22ZM81 240H82V239H81ZM94 240H95V239H94ZM96 240H95V241H96ZM115 240L117 241V239H115ZM129 240H130V239H129ZM131 240H132V239H131ZM131 240H130V241H131ZM139 240H140V238H139ZM151 240H153V239H151ZM178 240H179V239H178ZM186 240H187V239H186ZM186 240H185V241H186ZM202 240H203V238H202ZM210 240H211V239H210ZM212 240H213V239H212ZM237 240H238V239H237ZM1 241H2V240H1ZM4 241H5V240H4ZM9 241H10V240H9ZM16 241H17V240H16ZM32 241H33V240H32ZM43 241H44V240H43ZM62 241H63V240H62ZM75 241H76V240H75ZM84 241H85V240H84ZM87 241H88V240H87ZM175 241H176V240H175ZM204 241L206 242V240H204ZM204 241H203V242H204ZM207 241H208V240H207ZM215 241H216V240H215ZM235 241H236V240H235ZM6 242H7V241H6ZM99 242H100V241H99ZM117 242H118V241H117ZM142 242H143V241H142ZM146 242H148V241H146ZM160 242H161V241H160ZM176 242H177V241H176ZM176 242H175V243H176ZM189 242H190V240H189ZM192 242H193V241H192ZM239 242H240V241H239ZM249 242H250V241H249ZM249 242H248V243H249ZM253 242H254V241H253ZM253 242L251 243V245H254ZM26 243H27V242H26ZM68 243H69V242H68ZM68 243H67V244H68ZM79 243H80V242H79ZM85 243H86V242H85ZM120 243H121V242H120ZM124 243H125V242H124ZM139 243H140V242H139ZM182 243H184V242H182ZM182 243H181V244H182ZM187 243H188V242H187ZM194 243H195V242H194ZM194 243H193V244H194ZM211 243H212V242H211ZM244 243H245V242H244ZM258 243H259V242H258ZM10 244H11V243H10ZM93 244H94V243H93ZM96 244H99V243H96ZM144 244H145V243H144ZM150 244H151V242H150ZM150 244H149V245H150ZM152 244H153V243H152ZM165 244H166V243H165ZM168 244H169V243H168ZM188 244H189V243H188ZM206 244H207V243H206ZM216 244H217V243H216ZM259 244H261V242H260ZM15 245H17V243H16ZM31 245H32V244H31ZM37 245H38V244H37ZM65 245H66V244H65ZM76 245H77V244H76ZM82 245H83V244H82ZM82 245H81L80 247H82ZM100 245H101V247H102L103 244L101 243ZM131 245H132V244H131ZM131 245H130V246H131ZM141 245H142V244H141ZM147 245H148V244H147ZM160 245H162V244H160ZM195 245H196V243L194 244V247H195ZM200 245H201V244H200ZM217 245H219V244H217ZM217 245H214V247L217 246ZM235 245H236V244H235ZM240 245H241V244H240ZM245 245H246V248H247V247L249 248V246H248L249 244H246V243H245ZM263 245H264V244H263ZM263 245H262V246H263ZM8 246H9V245H8ZM11 246L13 247L12 244H11ZM19 246H20V245H19ZM34 246H35V245H34ZM67 246H68V245H67ZM72 246H73V245H72ZM84 246H85V245H83V248L85 249ZM86 246H87V244H86ZM104 246H105V245H104ZM110 246H111V245H110ZM121 246H122V245H121ZM128 246H129V245H128ZM130 246H129V248H130ZM136 246H137V244H136ZM157 246H158V245H157ZM179 246H180V245H179ZM181 246H182V245H181ZM191 246H192V244H191ZM211 246L213 247V245H211ZM211 246H210V247H211ZM219 246H220V245H219ZM262 246H261V247H262ZM40 247H41V246H40ZM42 247H43V246H42ZM75 247H76V246L74 245L73 248H75ZM78 247H79V245H78ZM80 247H79V248H80ZM87 247H88V246H87ZM131 247H132V246H131ZM134 247H135V246H134ZM134 247H133V248H134ZM137 247H139V246H137ZM137 247H136V248H137ZM159 247H161V246H159ZM163 247H164V246H163ZM169 247H171V246H169ZM169 247H168V249H169ZM189 247H190V246H188V248H189ZM207 247H208V246H207ZM221 247H222V246H221ZM235 247H236V246H235ZM261 247L256 243V246L253 247V249L251 248L252 250L249 251V252L247 253V257H246L245 255H243L244 257H246V258H245V261H244V264H264V249L261 248ZM17 248H18V246H17ZM19 248H20V247H19ZM19 248H18V249H19ZM22 248H23V246H22ZM28 248H29V247H28ZM37 248H39V246H38ZM37 248H36V249H37ZM64 248H65V247H64ZM79 248H78V249H79ZM83 248H82V249H83ZM103 248H105V247H103ZM106 248H107V247H106ZM123 248H124V247H123ZM136 248H134V249H136ZM143 248H146V247H143ZM143 248H141V249H143ZM165 248H166V247H165ZM179 248H180V247H179ZM216 248H217V247H216ZM216 248H215V251H213L214 249L212 250V253L214 252V255H215V254L218 255L219 252L221 251V249H220V250H218V251H219L218 254L215 253V252H217ZM13 249H15V248H13ZM30 249H31V248H30ZM66 249H67V248H66ZM78 249H77V250H78ZM82 249H81V250H82ZM107 249H108V248H107ZM134 249H133V250H134ZM138 249H139V248H138ZM141 249H140V250H141ZM151 249H152V248H151ZM162 249H163V248H162ZM166 249H167V248H166ZM168 249H167V251H168ZM175 249H176V247H175ZM177 249H178V247H177ZM181 249H182V248H181ZM185 249H187V247H185ZM191 249H192V248H191ZM206 249H209V247L206 248ZM206 249H204V250H206ZM217 249H218V248H217ZM228 249H229V248H228ZM11 250H12V249H11ZM19 250H20V249H19ZM23 250H24V249H23ZM37 250H38V249H37ZM68 250H69V249H68ZM89 250H90V249H89ZM109 250H110V249H109ZM133 250H132V251H133ZM147 250H149V249H147ZM157 250H158V249H157ZM159 250L161 251V249H159ZM193 250H194V249H192V252H193ZM202 250H203V248H202ZM230 250H231V249H230ZM235 250H236V249H235ZM15 251H18V250H15ZM15 251H13V252H15ZM26 251H27V249H26ZM31 251H32V250H31ZM46 251H47V250H46ZM64 251H65V250H64ZM69 251H70V250H69ZM79 251H80V250H79ZM87 251H88V249H87ZM143 251H144V250H143ZM143 251H142V253H143ZM163 251H164V250H163ZM167 251H166V252H167ZM183 251H184V250H183ZM208 251H209V250H208ZM228 251H229V250H228ZM228 251H227V252H228ZM11 252H12V251H11ZM20 252H21V251H20ZM24 252H25V251H24ZM72 252H73V250H72ZM77 252H78V251H77ZM107 252H108V251H107ZM110 252H111V251H110ZM121 252H122V251H121ZM126 252H127V250H126ZM144 252H145V251H144ZM154 252H156V250H155ZM171 252H172V251H171ZM178 252H179V251H178ZM178 252H176V253L179 255ZM184 252H185V251H184ZM188 252H189V251H188ZM224 252H225V251H224ZM30 253H31V252H30ZM33 253H34V249H33ZM38 253H41V252L38 251ZM42 253H44V252L42 251ZM50 253H51V252H50ZM74 253H75V251H74ZM78 253H79V252H78ZM82 253H84V251H83V252L81 251V254H82ZM88 253H90V252H88ZM93 253H94V252H93ZM99 253H100V252H99ZM108 253H109V252H108ZM127 253H128V252H127ZM127 253H126V255H127ZM135 253H136V252H135ZM142 253H140V254H142ZM161 253H162V252H161ZM176 253H175V254H176ZM186 253H187V252H186ZM186 253H185V254H186ZM195 253H196V252H195ZM195 253H194V254L192 253L193 256L195 255ZM208 253H209V252H208ZM210 253H211V249H210ZM237 253H238V252H237ZM245 253H246V252H245ZM44 254H45V253H44ZM47 254H48V253H47ZM54 254H55V253H54ZM94 254H96V252H95ZM97 254H98V253H97ZM97 254H96V255H97ZM100 254H101V253H100ZM100 254H99V255H100ZM113 254H114V253H113ZM119 254H120V253H119ZM146 254H147V252H146ZM152 254H153V253H152ZM156 254H157L156 257H159V256H158L159 253L156 252ZM182 254H183V253H182ZM229 254H230V253H229ZM234 254H235V253H234ZM239 254H240V251H239ZM243 254H244V253H243ZM22 255H23V254H22ZM32 255H33V254H32ZM34 255H35V254H34ZM102 255L105 256L104 253H103ZM132 255H133L132 253H131V255L129 254V257L127 256V257H128L127 259L131 258ZM136 255H137V253H136ZM136 255H135V256H136ZM149 255H150V253H149ZM149 255H148V257H149ZM178 255H176V256H178ZM180 255H181V254H180ZM198 255H199V254H198ZM216 255H215V256H216ZM220 255H221V254H220ZM227 255H228V254H227ZM227 255H226V256H227ZM236 255H237V254H236ZM236 255H235V256H236ZM240 255H241V254H240ZM240 255H239V256H240ZM8 256H9V255H8ZM44 256H45V255H44ZM53 256H54V255H53ZM113 256H114V255H113ZM130 256H131V257H130ZM140 256H141V255H140ZM140 256H138V257L140 258ZM150 256L152 257V255H150ZM161 256H162V254H161ZM183 256H184V254H183ZM185 256H186V255H185ZM185 256H184V257H185ZM188 256H189V255H188ZM190 256H191V255H190ZM193 256H191V257H193ZM196 256H197V254L195 255V257H196ZM212 256H213V255H212ZM221 256H222V255H221ZM231 256H232V254H231ZM239 256H238V257H239ZM243 256L241 255V257L239 258V260L241 259V260L243 261V260H244V259H242ZM11 257H12V256H11ZM15 257H19V256H15ZM55 257H56V255H55ZM55 257H54V258H55ZM89 257H90V256H89ZM120 257H121V256H120ZM123 257H125V256H123ZM165 257H166V256H165ZM180 257H181V256H180ZM213 257H214V256H213ZM218 257L220 258V256H218ZM232 257H233V256H232ZM238 257H236V259H237ZM20 258H21V257H20ZM25 258H27V260H26V263H27V261H28V257H25ZM46 258L48 259V257H46ZM46 258H45V259H46ZM54 258H50V259H53V260H54ZM114 258H115V257H114ZM114 258H113V259H114ZM132 258H134V257H132ZM135 258H136V257H135ZM135 258H134V259H135ZM139 258H138V259H139ZM149 258H150V257H149ZM162 258H164V257H162ZM162 258H161V259H162ZM202 258H203V257H202ZM219 258L216 257V259H219ZM234 258H235V257H234ZM10 259H11V258H10ZM10 259H9V260H10ZM18 259H19V258H18ZM21 259H22V258H21ZM42 259H43V258H42ZM55 259H56V258H55ZM66 259H67V258H66ZM68 259H69V258H68ZM87 259H88V258H87ZM90 259H91V257H90ZM105 259H106V256H105ZM109 259H111V258H109ZM116 259H117V258H115V260H116ZM125 259H126V258H125ZM138 259H137V260H138ZM174 259H176V258H174ZM6 260H7V259H6ZM12 260H13V259H12ZM12 260H11V261H12ZM58 260H59V259H58ZM60 260H61V259H60ZM60 260H59V261H60ZM69 260H70V259H69ZM98 260H99V259H98ZM98 260H97V261H98ZM123 260H124V259H123ZM130 260H131V259H130ZM132 260H133V259H132ZM132 260H131V261H132ZM143 260H144V259H143ZM150 260H151V259H150ZM150 260H149V261H150ZM156 260H159V259H156ZM162 260H164V259H162ZM168 260H169V259H168ZM184 260H185V259H184ZM184 260H183V261H184ZM189 260H190V259H189ZM189 260H187V261H188V264H190ZM191 260H192V259H191ZM195 260H196V259H195ZM201 260H202V259H201ZM221 260L224 261L223 259H221ZM4 261H5V260H4ZM13 261H14V260H13ZM31 261H32V259H31ZM38 261H39V259H38ZM61 261H62V260H61ZM61 261H60V262H61ZM74 261H76V260H74ZM100 261H101V260H100ZM106 261L108 262V261H110V260H107V259H106ZM113 261H114V260H113ZM215 261H218V260H215ZM237 261H238V260H237ZM242 261H240V262H242ZM22 262H23V261H22ZM29 262H30V261H29ZM45 262H46V261H45ZM48 262H50V261L48 260ZM57 262H58V261H57ZM57 262H56V263H57ZM71 262H73V261H71ZM77 262H78V261H77ZM79 262H80V261H79ZM81 262H82V261H81ZM116 262H117V260H116ZM116 262L114 261L113 263L116 264ZM126 262H128V261H126ZM143 262H144V261H143ZM147 262H148V261H147ZM178 262H179V261H178ZM208 262H209V261H208ZM8 263H9V262H8ZM10 263H11V262H10ZM10 263H9V264H10ZM15 263H17V261H16ZM15 263H14V264H15ZM36 263L38 264V262H36ZM36 263H35V264H36ZM73 263H74V262H73ZM94 263H95V262H94ZM96 263H97V262H96ZM105 263H106V262H105ZM108 263H109V262H108ZM154 263H155V262H154ZM165 263H166V261H165ZM169 263H170V262H169ZM174 263H177V261H174ZM174 263H173V264H174ZM181 263H182V262H181ZM184 263H185V262H184ZM186 263H187V262H186ZM195 263H196V262H195ZM201 263H202V261H201ZM212 263H213V262H212ZM220 263H221V261H220ZM5 264H6V263H5ZM23 264H25V263H23ZM27 264H31V263H27ZM39 264H40V263H39ZM49 264H50V263H49ZM58 264H59V263H58ZM92 264H93V262H92ZM100 264H102V263H100ZM109 264H110V263H109ZM137 264H138V263H137ZM148 264H149V263H148ZM158 264H161V262H160V263L158 262ZM191 264H194V263H191ZM208 264H209V263H208ZM216 264H218V263L216 262ZM221 264H222V263H221Z\"/></svg>",
  "mask_w": 264,
  "mask_h": 264
}]
</instances>
